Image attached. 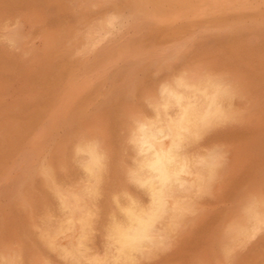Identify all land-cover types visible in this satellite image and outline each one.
<instances>
[{"label":"rangeland","instance_id":"374dc122","mask_svg":"<svg viewBox=\"0 0 264 264\" xmlns=\"http://www.w3.org/2000/svg\"><path fill=\"white\" fill-rule=\"evenodd\" d=\"M41 1L40 0H32V1L31 0H11V1L10 0H3V2H2L0 0V7H1L0 16L6 17V19H4V18L2 19L0 17V19H1L0 20V30H1L0 31V47H1L0 48V58L2 59V57H3V59H2L3 62L0 60V65H1L0 66V78H1L0 79V138H1L0 139V210H1V212H0V233L2 234V235L0 234V243H1L0 246L1 245L3 246V248L0 247V256H1L0 262H2L0 264H4L3 263L4 256L2 254V250L8 246H11V247L14 246L15 256H16L15 258H16L17 264L18 263L19 264H35V259H41V258L43 260L45 259L44 261H46V259H48V260L50 259V261L53 260L52 262H50L48 260L46 261V263L50 262L51 264L55 261H57V262H55L53 264H69V263L70 264L71 263L72 264H79V263L72 262V260L69 257V254L65 252V251H67V245H66L67 244V238L63 236L67 231H69L73 227V223H74L75 219H78L79 221H81L82 224H85L83 226L84 227L83 230L85 229L83 232L84 235L82 236L83 238L81 237V240L83 241V239H84L83 242L85 245L83 244V246H82V250H83L82 252L85 251L84 255L87 257V261H84L82 263L80 262L81 264H83V263L84 264H93V263L94 264H96V263H99V264H115V263H118V264H120L121 263L120 261H115V260L111 259L113 257L112 254H113L114 250L111 247H109L107 244H105V241H104L105 239H104L101 231L99 230L100 234H101L100 235L99 231L96 229L97 228L96 224H97V220H98V216H99L98 215L99 214L98 209H97L98 207H96L97 206L96 203H94L92 201L93 199L91 197H90V199H91L90 200L88 195L81 188H79V189L75 188L79 184L77 185V184H75V182L72 181L73 177H72L71 173L69 176L70 181L67 185L68 186L67 187L68 188L67 198H68L69 205L64 209H58L56 211H51V208H50L51 205L48 204L47 202L43 201L42 195H43V188L44 187H42V185H41V181H40L41 177H39L36 174V170H37L38 166L45 165V164H50L53 167L54 166L58 167L60 162L65 157H67L69 155V154H67L69 152V144L73 140V138H75L76 135H78L79 133L89 131V132L95 133L96 135L101 134V132H102V134L98 135V136L101 138V140L103 142L102 145L104 144L103 147L105 149L109 148V149H107V151L109 150L110 153H112V152L117 153L115 155L116 160L113 163L114 168L113 167H111V168H112V170L114 169L113 172L118 173L120 170L119 166L122 165V162H120V160H119V159H121L120 158L121 156H119L120 155L119 152L121 149L119 147L122 145V143H124L123 141H125V139L121 137L123 135V130H122L123 128H121V126H120L121 121H122L121 117H123V119L126 118V116H128L130 114V112H133L131 110H134V112H136V110L138 111V109L140 108L143 101L146 98H149L152 95L151 94L152 92H153V96H154L157 92V91L156 92L154 91V88H157L161 84L158 81L161 80V82H162V79L165 78V74H166V78H171L172 76H176L179 72L183 71V69L186 70V68L188 71H193V70H198V69H207V70L219 72V73L225 75L226 77H228V79H230V80H233V77L235 76L234 82L237 86V90L239 92V95L236 97V99H234V102H235L237 111L240 112V113H238V116H240V117H238L235 120L223 121L222 123L217 124L214 127H212L215 129L216 126L221 125L220 127H217L218 129L217 128L215 129V131H217V132H215L214 129L209 128V130L205 131L204 134H202L203 137L201 136L199 138V141H198L199 146L197 145L198 148L196 147L195 153L198 157L199 156L200 157L196 158V163L200 166L199 160L201 159V157H203V153H205V151L207 152L210 150H215L221 157V163H220L221 167L223 165L224 166L221 168L219 165V167L221 168L220 170H222V171H220L218 168L216 175L210 181H207L208 183L205 180L206 178L205 177L202 178L201 177L202 174L200 172L198 173V176L200 178L197 176L198 177L197 180L201 184V190L202 191H200V192H203V193H199V195L196 196L195 198L202 196L203 199L199 200L197 198L198 199L197 200L194 198V208L191 212L192 213L194 212L193 215L195 214L194 217L196 219L193 218V219H190V220H192L191 222L189 221V218L192 216L191 212H190V214L188 213L184 216H181V218H179L175 221H174V219H172L171 220L172 222H171V224L169 223V225L172 228L175 226L173 228L174 230L170 227V229H172V231L169 229V232L167 233L168 235L170 234V236L172 238L171 239L170 236H168L166 234L167 231L164 229L162 230V225H163V227L168 225L167 224L168 218L166 219V217H163L164 219H161L160 223H158V225H159L158 229L159 230L157 229L154 232L156 236L159 233L162 234V235L159 234L156 237L157 238L156 244H155L156 248L153 249L154 248L153 247L151 250L152 252L149 250V251H144L143 253H141L140 257L137 260L138 262H136L135 264H215V262H219L218 264H220V263L221 264H225V263L227 264V262H228V264H241V263L242 264H250V263L264 264V227L260 228V230L258 229L257 230L258 232L255 231L254 234L252 233L251 234L252 236L249 235L247 237L241 238L242 240L238 239L234 243L235 244V245H233L234 247L232 246V248L229 250L226 249L227 242H228V229H229V227H231V225L235 224L237 218L241 217V214L242 215L244 214V207L246 206V203L250 202L255 197L257 198V197L264 196V193H263L264 192V164H262V163H264V148H263L264 147L263 146L264 145V130H263L264 129V122H263L264 121V31H263V29H264V15H263V13H264V4H263L264 0H259V1L258 0H252L253 2L251 0H243V1L242 0H211V2H210V0H201V1L200 0H188V1L187 0H184V1L176 0L175 6L177 5V7L173 6L171 9L172 12L170 11L171 13H168V14L165 13L167 11L165 10L166 5H164V4L163 5L161 4L159 6L160 9L156 10L153 7L155 5V4H153L154 0H146L145 5H144V2L139 1V6L141 4V7H139L135 3V1L133 2V0H98V1H96V0H86V1L85 0H78V1L75 0L74 1L73 0L76 6L74 5L73 2H71L72 0H69V1L68 0L67 1L66 0H49L48 1L49 6L47 5V0H45V1L41 0ZM61 1H62V3H59ZM82 1H84V2L82 3ZM104 1H106V2H104ZM112 1L115 3H111ZM195 1L198 3H196ZM221 1L222 2L224 1V2L222 3ZM43 2H45V3H43ZM50 2L54 5H51ZM64 2H65V4H64ZM67 2H68V4H67ZM69 2L72 3L70 6H69V4H70ZM131 2H133V3H131ZM218 2L220 4H217ZM228 2H230V3H228ZM234 2H235V4H234ZM5 3H7V4L10 3L11 5L10 4L9 5L11 7L12 6L13 7L11 8L9 5H7ZM84 3L85 4L87 3V4L85 5ZM96 3H98V4H96ZM129 3H130V5H129ZM182 3H184V4H182ZM187 3H188V6H187ZM190 3H191V5H190ZM213 3L216 6H214ZM245 3H247V4H245ZM28 4H29V8L27 9ZM80 4L83 6V8L85 10L82 8V6ZM99 4L101 5V7H99L100 6ZM114 4H115V7H114ZM196 4H197V6H196ZM237 4H239V5H237ZM32 5H33V7H31ZM78 5H80L81 7H79ZM97 5H99V6H97ZM142 5H144V6H142ZM192 5H193V7L196 6V7H194L196 9L192 8ZM211 5H213V6H211ZM5 6H6V8H5ZM54 6H55V8H54ZM104 6H106V7H104ZM116 6H119L118 9L121 10L123 17L121 18L119 23L115 24L112 28H110L109 32H107L106 34H101L100 32H97V30H96L91 35V38L90 37H80L79 39H80L82 44L81 43L79 44V42H80L79 40H78L79 42L75 40V36H77V35L81 36L84 34V32L87 33L90 30L97 29L101 19L103 17H105L106 15H108L112 12H115L117 9ZM128 6H129V8H128ZM14 7H15V10H17V11L14 10ZM69 7H71V9ZM95 7H96V9H95ZM108 7H110V8H108ZM185 7H187V8H185ZM86 8H88L87 11H86ZM112 8H113V10H112ZM127 8H128V10H127L128 12H126ZM142 8H143V10H142ZM178 8L182 9V11L180 9L177 10ZM189 8H190V10H189ZM243 8H245V9H243ZM64 9H65V11H64ZM78 9H79V11H77ZM94 9H95V11H94ZM99 9H100V11H98ZM231 9H234L236 12L232 11ZM18 10L21 12V16L19 15L20 12H18ZM66 10H67V12H66ZM71 10H74L75 12L71 11ZM147 10L149 11V13H146V12H148ZM163 10H164V14H163ZM175 10H177V11H175ZM4 11H5V13H4ZM12 11L15 14L14 16L17 15V17L13 16V13H11ZM106 11H108V12H106ZM161 11H162V15L160 16ZM184 11H185V13H184ZM222 12H223V15H222ZM249 12L251 14H249ZM2 13H3V15H2ZM253 13L256 14L257 17ZM259 13H262V14H259ZM6 14L10 15V19L8 18V15H6ZM75 14L76 15L78 14V15L76 16ZM131 14H133V15H131ZM208 14H209V16H208ZM231 14H232V16H231ZM58 15H60V16H58ZM86 15H89L90 17H88V18L84 17ZM135 15H136V17H135ZM139 15H141V16H139ZM215 15L221 16V17L216 18ZM69 16H70V18H69ZM71 16H76V18L71 17ZM81 16H82V18H81ZM138 16H139V18H138ZM207 16L209 17V19ZM22 17H24V18H22ZM97 17H99V18H97ZM200 17H202V19ZM205 17H207L206 18L207 20L203 19ZM231 17H232V19H231ZM241 17H244V18L242 19ZM259 17H260V19H259ZM78 18L82 22L77 20ZM85 18L88 22L86 20H83ZM95 18H97L98 20ZM134 18H135V20H134ZM148 18L150 20H152L151 22L153 24L149 21ZM198 18H200V19H198ZM56 19H59V20H57L59 22H57ZM71 19L73 20V24L71 22ZM74 19H76V21ZM92 19H94V20H92ZM144 19H146V20H144ZM155 19H157V22ZM170 19H172V20L170 21ZM213 19H215L214 20L215 22L213 21ZM244 19H245V21H244ZM131 20H134V21H131ZM177 20H180V21H177ZM190 20H192V21L190 22ZM196 20H204V21H203V23H201L202 21H196ZM210 20H212V22ZM254 20H257V21H254ZM153 21H155V22H153ZM183 21H184L185 25L183 24ZM187 21H189L190 23ZM205 21H206V23H205ZM208 21H210V22H208ZM262 21H263V23H262ZM64 22H65V24H64ZM74 22L76 23V25H74ZM143 22H146V24ZM171 22H173V23H171ZM239 22H241L240 23L241 25L235 26L236 24H239ZM248 22H250L252 24H250ZM138 23L140 25H138ZM156 23L159 24L161 26V28ZM179 23H180V25H179ZM197 23L200 25H198ZM219 23H221V24H219ZM222 23L224 26L222 25ZM242 23H244V24H242ZM259 23L263 27L262 26L258 27ZM63 24L65 27L62 26ZM122 24H123V26H121ZM125 24H127V25L125 26ZM162 24H163V26H162ZM177 24H178V26H176ZM253 24L254 25L256 24V25L254 26ZM19 25H21L20 26L21 29L18 28ZM81 25H84V26H81ZM151 25H153V26L151 27ZM246 25H250V26L253 25V26L250 27V26H246ZM5 26H6V30H5ZM116 26H118V27H116ZM124 26H125V28H123ZM164 26H165V28L162 29V27H164ZM187 26L188 27L191 26V29L187 28ZM168 27H169V29H168ZM230 27L233 29L231 30ZM253 27H256V28H253ZM65 28H66V30H65ZM85 28H87V29H85ZM142 28H144V29L147 28L149 31L151 29L153 34H151V31L149 32V31H147V29L144 30ZM155 28L156 29L160 28L161 30L157 29L158 30L157 31ZM227 28H228V30H231V31H228ZM22 29H23V31H22ZM115 29H116V32L114 31ZM177 29L181 30V31L179 33H177L176 32ZM193 29H195V30H193ZM260 29H262V30H260ZM168 30H169V32H168ZM139 31H140V33H139ZM161 31H164V32L161 33ZM172 31H174V32H172ZM215 31H217V32H215ZM243 31H246V32H243ZM24 32H26V33H24ZM67 32H69V33H67ZM158 32H160L159 36H158V34H159ZM193 32H195V34H193ZM210 32H214L216 34L212 33V34H214V35H212V34H210ZM19 34H20V38L22 39V41H20L21 39L18 38ZM74 34H76V35H74ZM178 34H180V35H178ZM186 34H188V35L186 36ZM198 34H199V36H198ZM192 35L194 36V38ZM225 35H228V36L225 37ZM140 36L142 37V39ZM163 36H164V38H162ZM190 36H191V38H190ZM157 37H160V38H157ZM103 39H104V41H102ZM129 40H130V42H128ZM188 40L190 43H188ZM67 41H68V43H67ZM85 41L87 43H85ZM77 42L79 45L77 44ZM98 42H99V44H98ZM141 42H142V44H141ZM153 42H154V44L152 45ZM20 43H21V45H18ZM126 43H127V45H126ZM129 43H131L132 45H130ZM63 44L65 46H68V47L64 48ZM116 44H117V46H116ZM118 44H119V47H118ZM155 44H156V46H154ZM113 45H115L116 48H115V46L113 48ZM138 45H140L143 49L140 46L138 47ZM151 45L155 48L153 49V47ZM185 45H187V46H185ZM104 47H106L107 50H104V49H106ZM184 47H186V48H184ZM86 48H88V50H85ZM101 48H103V49H101ZM147 48H148V50L150 49L149 52L147 51ZM55 49H57V50H55ZM109 49H111L112 52H110L111 50L108 51ZM116 49H118V50H116ZM124 49H125V51H124ZM135 49H136V51H135ZM176 49H177V51H176ZM30 50L33 52L31 53ZM178 50H181V51H178ZM202 50L204 53L202 52ZM182 51H183V53H182ZM79 52H82V53H79ZM89 52H90V54H88ZM98 52H100L101 54ZM104 52L106 53V55L104 54ZM134 52H135L136 56L134 55V59L132 58L130 60V58L132 57L130 54L133 55ZM172 52H174L173 55H172ZM199 52L201 53V55ZM93 53H94V55H93ZM96 53L99 54L100 56H102L101 57L102 59H100V56H98ZM109 53H113V54H109ZM128 53H129L130 57H129ZM251 53H252V55H250ZM52 54H53V56H52ZM91 54H92V56H90ZM103 54L105 56H103ZM125 54H126V56H125ZM137 54H138V56H137ZM152 54H155V55L153 56ZM163 54H166V55H163ZM39 55H40V57H39ZM85 55H88V56L86 57ZM111 55H113V56H111ZM118 55H119V57H118ZM168 55H169V57H168ZM196 55L198 57H196ZM48 56H49V58H48ZM106 56H108V57H106ZM115 56L118 58H121V59L120 60L118 59L119 60L118 61ZM127 56L129 58H127ZM29 57H31V58H29ZM84 57H86L89 60H87ZM114 57H115V59H113ZM148 57H150V59ZM151 57L152 58L154 57V58L152 59ZM161 57H162V59H161ZM171 57L173 59H171ZM195 57L197 58V60ZM146 58H148V59H146ZM200 58H202L201 61H200ZM204 58H206V59H204ZM246 58L248 60H246ZM93 59H94V61L92 62V65H91V61ZM112 59L114 60V62H111ZM5 60L7 62H5V64H4ZM95 60L96 61L99 60V61L96 62ZM115 60H116V62H115ZM146 60L148 62H146ZM165 60H166V62H165ZM221 60H223L224 63ZM100 61L101 62L103 61L102 66H101ZM105 61H106V63H105ZM122 61H124V63H121ZM142 61H143V63H142ZM157 61H159V62H157ZM190 61L191 62L194 61L195 63L194 62L190 63ZM202 61H205V62H202ZM225 61H226V63H225ZM208 62L212 63L213 66L215 65L213 68L216 67L217 70H214L211 67V64L209 65ZM229 62H230V64H228ZM97 63H99V64H97ZM151 63L153 65H151ZM171 63H172V65H171ZM196 63H198L199 65ZM205 63H206V65H204ZM26 64H28V65H26ZM219 64L220 65L225 64V65L220 67ZM36 65H38L37 68H36ZM94 65H96V66H94ZM133 65H135V66H133ZM182 65H184V66H182ZM200 65H202V66H200ZM233 65H234V67L235 66H237V67L232 68ZM243 65H245V66H243ZM131 66H133V69L131 68ZM144 66H145V68H144ZM229 66L230 67L232 66V67L230 68ZM218 67H220V68H218ZM226 67H228L226 72L228 73V71H229V74H227L223 70V69L226 70ZM238 67H240V69ZM31 68H34V69H31ZM39 68H40V71H38ZM142 68H144V69H142ZM237 68H238V70H237ZM87 69H89V70H87ZM91 69L93 70V72ZM15 70H17L16 71L17 74L15 73ZM76 70L81 74L76 72ZM143 70L146 71V73ZM130 71H131V73H130ZM147 71H149L150 73ZM230 71H232V72H230ZM90 72H91V74H90ZM164 72H165V74H164ZM50 73H51V75H50ZM55 73L58 75H56ZM59 73H61V74H59ZM231 73L234 76L231 77V75H232ZM39 74H41L40 77H42V78L38 77ZM88 74H90V75L87 76ZM112 74H115V75H112ZM236 74H239L238 75L239 77L237 76L238 78L236 77ZM91 75L93 77H91ZM149 75H150V79L148 78ZM153 75L155 78L153 77ZM168 75H169V77H168ZM240 75L242 77H240ZM62 76H63V79L66 77L64 79V81L62 79ZM55 77H56V79H55ZM110 77H111V80H110ZM127 77H129V78H127ZM152 77H153V79H152ZM159 77H162V78L160 79ZM18 78H20L19 79L20 81L18 80ZM22 78H24V79H22ZM113 78H115V79H113ZM140 78H141V80H140ZM145 78H147V79H145ZM126 79H128L129 81ZM144 79H145V81H144ZM236 79H240V80H238L239 82H237ZM22 80H24V81L22 82ZM38 80H39V82H38ZM55 80H57L58 82L57 81L55 82ZM125 80H126V83H125ZM153 80L155 82V85L153 84L154 83ZM156 80H158V81L156 82ZM67 81L71 82V83H68ZM148 81H150V82H148ZM25 82H27V85H25ZM30 82H31V84H30ZM62 82L63 83L65 82V83L63 84ZM75 82L77 84L81 83L80 84L81 86L75 84ZM240 82H242V84H240ZM72 83H74L75 85ZM118 83L122 84V85H119ZM138 83H139V85H138ZM22 84L24 85V87ZM152 84L154 85L153 87H151ZM237 84H240L239 86H241V87H239ZM18 85H19V89H18ZM30 85H32V87ZM42 85H43V87H42ZM57 85H59V86H57ZM64 85H65V87H64ZM149 85H150V89L148 88ZM139 86L141 88H139ZM143 87H145L147 89V92H146V89H143ZM24 88H26V89H24ZM63 88L65 90H63ZM74 89H76L75 92H72V91H74ZM148 89L150 90V93H149ZM115 90H117V91H115ZM241 90H242V93H241ZM28 91L30 92V94H28L29 93ZM18 92L19 93L21 92V93L19 94ZM26 92H27L28 96L30 95L29 96L30 98L27 96ZM63 92H65V93L63 94ZM86 92L89 95H87ZM126 92L129 93V95ZM66 93H67V95H66ZM113 93L117 94V95H114ZM131 93H132V95H131ZM144 93H146V94H144ZM240 93L243 95H240ZM84 94H86V96ZM244 95H246V96L244 97ZM92 96L93 97L95 96L94 97L95 100H94V98L92 99ZM143 96H144V98H143ZM55 97H56V99H55ZM62 97L64 98V100ZM106 97H109V99H107ZM37 98L40 99V101ZM119 98H123V99H119ZM133 98H135V100H136L135 102H134ZM84 99L86 101L83 102ZM101 99L102 100L106 99V100L102 102ZM118 99L120 100V103H119ZM124 99L126 102H124ZM126 99H128V100H126ZM68 100H70V101H68ZM107 100H109V103ZM17 101L19 103H17ZM93 101H95V102H93ZM14 102H15V104H14ZM32 102L34 104H32ZM79 102H81V103L86 102V103L83 106V104H81ZM113 102L114 103L116 102L115 105L112 104ZM3 103H4V105H3ZM100 103H101V106H100ZM7 104H9V105H7ZM59 104L60 105L62 104V106H60L61 108H58ZM70 104H72V105H70ZM90 104L93 105V106H91V108L89 106ZM106 104H107V106H106ZM108 104H110V106ZM119 104H121L122 107ZM128 104H130V107H128L129 106ZM25 105H26V108L24 107ZM123 105L124 106L127 105V106L123 107ZM12 106H14L15 108ZM56 106H57V109H59V110H57L56 108L53 109V107H56ZM64 106H65V108H64ZM108 106H109V108H107ZM114 107L118 108L119 114H118V112H116L117 108H114ZM20 108H23L25 111L23 109H20ZM43 108H45V110H41ZM62 108L64 110H62ZM121 108H122V110H119ZM6 109L7 110L9 109V111H7ZM14 109H16V110H14ZM248 109H250V110H248ZM51 110H52V113H51ZM97 111H98V113L99 112L101 113V114L99 113L100 116L97 113ZM28 112H29V114H28ZM66 112H68V113H66ZM121 112L124 115L121 114ZM54 113H55V115H54ZM125 113H126V116H125ZM243 113H244V115H242ZM92 114L94 116L97 114V116L100 117L101 119L100 118L96 119V118H98L96 116H95L96 118H94V116ZM117 114L120 115L121 117L118 116ZM50 116H52L51 117L52 119L49 118ZM48 118H49V121L47 120ZM62 118H63V120H62ZM8 119H9V121H8ZM50 119L53 121H51V123L48 124L50 122ZM114 119H115V121H114ZM67 120H69V121H67ZM98 120H100V121H98ZM31 121H32L33 125H31ZM58 121H60L61 123ZM43 122H44V124H43ZM247 122H248V124H247ZM5 123H6V125H5ZM19 123H20V125H19L20 129L17 125ZM21 123H22V125H21ZM53 123H55V124H53ZM223 123H225V124H223ZM8 125H10V126H8ZM12 125H13V127L16 125L17 129H14L15 127L12 128ZM41 125H43V126H41ZM223 125H224V127H222ZM240 125H242V126H240ZM25 127H27V129ZM30 127H33V128H30ZM41 127H43V128H41ZM54 127H56V128H54ZM99 128H101V129H99ZM219 128H221V130H219ZM2 129H4V130L2 131ZM45 129L47 131H45ZM212 130L215 133L212 132ZM14 131H16V132H14ZM10 132H11V134H10ZM50 132H51V134H50ZM16 133H18L19 136ZM73 133L75 135H73ZM119 133H120V136H119ZM212 135H214V137ZM47 136H49V139L47 138ZM70 136H72L73 138ZM257 136H259V137H257ZM11 137H12V139H11ZM32 137L33 138L35 137L36 139L38 137H40L39 138L40 140L39 139L36 140L35 138H34L35 139L34 140ZM62 137H63V139H62ZM46 139H48V142H50V143H48ZM213 139H216V141ZM120 140L122 142H119ZM104 141H105V143H104ZM211 141L214 143L212 144ZM219 141L224 146H222ZM25 142H26V144H25ZM31 142H32V144H31ZM51 142H52V144H51ZM106 142H108V143H106ZM209 142H210V144H209ZM46 143H47V145H46ZM61 143L64 145H62ZM215 143H217V144H215ZM105 144L109 147H107ZM204 145L208 146L209 148H207L206 146H205L206 147L205 148ZM214 145L216 147L214 149H212ZM217 145H218V148H217ZM219 145L221 147H219ZM41 146H43V147H41ZM4 147H5V149H4ZM31 147H34V148H31ZM57 147H58V150H57ZM257 147H258V150H257ZM18 148H19V150H18ZM21 148H23V149L21 150ZM38 148H41V149H38ZM53 148H54V150L56 149V151H54ZM201 148L204 149V151H202ZM232 148H234V149H232ZM42 149H43V152H42ZM37 150L39 152L41 151L42 153L41 152L39 154L37 153V156H36ZM199 151L201 153H199ZM30 152H31V155H30ZM230 152L231 153L233 152V153L230 155ZM236 152H238V153H236ZM17 154H18V156H17ZM51 154H52V156H50ZM16 157H17V159H16ZM38 157L40 159H38ZM226 157L227 158L229 157V158L227 159ZM228 161H230V162H228ZM232 161H233V163H232ZM33 162L35 163L34 164L35 166L33 165ZM118 162H120V163L118 164ZM229 164H231V166H229ZM232 165H233V168H232ZM116 166H118V167H116ZM123 166H124V164L122 165V167ZM229 167H230V169H229ZM123 168H121V169H123ZM7 170H8V172L6 173ZM31 170H32V172H31ZM262 170H263V172H262ZM218 171H220L219 175H218ZM231 171H232V173H231ZM27 173H28V175H27ZM259 173L263 174V175H259ZM222 174L224 175V177ZM25 175H26V177H24ZM241 175H242V177H241ZM227 176H229L230 178ZM260 176H261V178H260ZM221 177L224 180H221ZM256 177H258V179ZM228 178H229V181H227ZM213 179H214V181H213ZM241 179L243 182L241 181ZM116 180H117V177H116ZM218 180L221 183L220 182L218 183L217 182ZM222 181H223V183H222ZM225 181H227V183ZM23 182H24V184H23ZM228 182H230V183H228ZM257 182H258V184H257ZM203 183H205L206 185L208 184V185L206 186ZM249 183L254 185V186H252V185L250 186ZM202 185L203 186L205 185L204 187L206 189L203 188ZM247 186L250 188H248ZM256 186H257V188H256ZM214 187H215V191H214ZM244 187H247V189L246 188L244 189ZM258 188H260V190ZM15 189H17V190H15ZM203 189H204V191H203ZM255 189H257V190H255ZM248 190H249V193H247ZM79 191H81V192L79 193ZM82 191H83V193H82ZM15 192H18V193H15ZM212 192L215 194H213ZM257 192H258V194H256ZM241 193H242V195H241ZM245 193H247V194H245ZM252 193L255 194V197L253 196L254 194L252 195ZM13 194H15V195H13ZM74 194H76V195H74ZM11 195L14 196L15 198L14 197L12 198ZM203 195H205V196H203ZM260 195H262V196H260ZM10 196H11V199L9 198ZM242 196H244V197H242ZM245 196L247 197L248 200H244ZM72 197H73V200H72ZM84 198H85V200H84ZM196 200H197V202H196ZM84 201L87 204L89 203V205L84 203ZM15 202H16V204H15ZM20 202H21V205H18V204H20ZM78 202H79V204H78ZM243 202H245V203H243ZM5 203H6V205H5ZM195 203H198L197 204V205H199L198 209H197V205ZM201 203H202V205H201ZM237 203L238 204L240 203V204L238 205ZM236 205H238V207ZM87 206H89V207L87 208ZM91 207L92 208L94 207L93 209H95V210H93ZM90 209H92V210H90ZM196 209L198 211L200 210V212L201 211L202 212L201 213L196 212L197 211ZM94 211H96L97 213ZM238 212L240 214H238ZM94 213H96V215ZM196 213L198 215L200 214L199 217ZM229 213H230V215H229ZM89 214H90V216H88ZM236 215H239L240 217H238ZM4 216H6L8 218H6ZM70 216L73 218H70ZM3 217L6 219H4ZM223 218H225V220ZM3 219L6 220L7 222L4 221ZM93 220H94V222H93ZM181 220H182V222H181ZM234 220H235V222H234ZM8 221L10 223H8ZM84 221L86 223H84ZM4 222H6V223H4ZM161 222L163 223L162 225H161ZM7 223L9 224V226L5 225ZM189 223H191V224H189ZM24 224L26 225V227L24 226ZM65 224H67V226ZM183 224H185V225H183ZM186 224H189L191 226L188 227L189 225H186ZM227 225H229V226H227ZM5 226H6V228H9L11 231L5 229ZM86 226H88V227L86 228ZM179 226H181V228ZM184 226H185V228H184ZM1 227H3L2 230H1ZM92 227H94V228H92ZM88 228L91 230V233H90V230ZM177 228H179L178 235L182 233L179 236L177 235V230H176ZM182 228H184L183 229V230H185L184 232H181ZM160 229L162 232L160 231ZM6 230L8 232H10L9 233L10 236L7 235L8 232H5ZM16 230H17V232H16ZM87 231L90 233V235H88L89 233ZM5 233H7V234H5ZM172 234H173V236H172ZM222 234H224V235L222 236ZM85 235H87L90 238L86 239L85 237H87V236H85ZM217 235H219V236H217ZM253 235H254V237H253ZM100 236H102V238ZM165 236H168V237H165ZM224 236H226V238ZM255 236H257V238ZM159 237H161V238H159ZM162 237H164V238H162ZM262 237H263V239H262ZM222 238H223V240H222ZM2 239H3V241H1ZM91 239H92V241H90ZM176 239L178 240V242ZM218 239L220 241L219 244L216 242V240H218ZM246 240H248L247 243H246ZM11 241H13V242H11ZM14 241L17 244H15ZM22 241H24V242H22ZM159 242H161L162 244ZM10 243H12V244H10ZM62 243L65 245L64 247H63ZM91 243H92V245H91ZM100 243H102V244H100ZM158 243H159V246H158ZM214 243L215 244L217 243V245H215ZM26 244H27V246H26ZM221 244H222V246L220 248L219 246ZM100 245L102 248L100 247ZM168 245H169V247H168ZM213 245H214V247H213ZM160 246H161V248H159ZM223 246H225V247H223ZM16 247L19 250H17ZM32 247H33V249H32ZM240 247H241V249L242 248L243 249L241 250ZM62 248L65 250H63ZM217 248L218 249L220 248L219 250H221V251L223 250L222 251V253L224 252L223 255L221 254V251L219 252V250H216ZM39 249H40V251H39ZM58 249H60V250H58ZM166 249H167V252H166ZM90 250H93L94 253L90 252ZM99 250H101V253ZM20 251L24 252L23 253L24 255ZM106 251H108L109 254ZM214 251H217V252H214ZM225 251H226V253H225ZM250 252H251V254H250ZM20 253L22 254L21 257H20V255H21ZM29 253L31 254L32 257L29 255ZM153 254H154V256H152ZM213 254H215V255H213ZM35 255H36V257H35ZM60 256L63 258L61 259ZM143 256H144V258H142ZM217 256H220V257H218L219 258L218 260H217ZM227 256H229V258ZM94 258H96V259H94ZM104 258L106 261H104ZM214 258H215V260H213ZM220 258H222L224 260L221 259V261H220ZM144 259H146V260H144ZM227 259H229V260H227ZM29 260L33 263H31ZM67 260L69 262L65 263V261H67ZM222 261H224V262L226 261V262L224 263Z\"/></svg>","mask_w":264,"mask_h":264},{"label":"bare ground","instance_id":"6f19581e","mask_svg":"<svg viewBox=\"0 0 264 264\" xmlns=\"http://www.w3.org/2000/svg\"><path fill=\"white\" fill-rule=\"evenodd\" d=\"M2 2H3V0H1ZM11 1V0H10ZM32 1V0H31ZM41 1V0H40ZM45 1V0H44ZM48 1L49 0H47V5H48ZM67 1V0H66ZM69 1V0H68ZM75 1V0H74ZM74 1L72 0L71 2H73L74 3ZM76 1H78V0H76ZM86 1V0H85ZM96 1H98V0H96ZM95 1V2H96ZM135 1V3L139 6V1H141V2H144V5L146 4L145 2H146V0L144 1V0H133V2ZM181 1H184V0H181ZM188 1V0H187ZM186 1V2H187ZM201 1V0H200ZM243 1V0H242ZM252 1V0H251ZM250 1V2H251ZM259 1V0H258ZM5 2V1H4ZM37 2V1H36ZM42 2V1H41ZM71 2H69L70 4H69V6L72 4ZM84 1H82V3H83ZM93 2V1H92ZM104 2H106V1H104ZM133 2H131V3H133ZM150 2V1H149ZM178 2V1H177ZM196 2V1H195ZM210 2H211V0H210ZM222 2V1H221ZM224 2V1H223ZM222 2V3H223ZM253 2V1H252ZM261 2V1H260ZM259 2V3H260ZM12 3V2H11ZM17 3V2H16ZM43 3H45V2H43ZM51 3V2H50ZM56 3V2H55ZM59 3H62V1L61 2H59ZM81 3V2H80ZM81 3V4H82ZM99 3V2H98ZM98 3H96V4H98ZM109 3V2H108ZM111 3H115V2H111ZM148 3V2H147ZM175 3H176V0H154L153 1V4H155L153 7L156 9V10H158V9H160L159 8V6L162 4H164V5H166V11L167 12H165L166 14H168V13H171L172 11H171V9H172V7L173 6H175ZM194 3V2H193ZM192 3V4H193ZM196 3H198V2H196ZM227 3V2H226ZM228 3H230V2H228ZM238 3V2H237ZM249 3V2H248ZM5 4H7V3H5ZM10 3H8L7 5H9ZM30 4V3H29ZM29 4H28V7H27V9L29 8ZM64 4H65V2H64ZM67 4H68V2H67ZM80 4V5H81ZM85 4V3H84ZM83 4V5H84ZM87 4V3H86ZM85 4V5H86ZM101 4V3H100ZM99 4V5H100ZM152 4V3H151ZM182 4H184V3H182ZM181 4V5H182ZM200 4V3H199ZM217 4H220L219 2L217 3ZM234 4H235V2H234ZM245 4H247V3H245ZM244 4V5H245ZM250 4V3H249ZM257 4V3H256ZM264 4V3H263ZM11 5V4H10ZM9 5V6H10ZM21 5V4H20ZM19 5V6H20ZM36 5V4H35ZM51 5H54V4H52L51 3ZM59 5V4H58ZM74 5H75V3H74ZM80 5H78L79 7H81ZM99 5H97V6H99ZM129 5H130V3H129ZM144 5H142V6H144ZM190 5H191V3H190ZM213 5H214V3H213ZM213 5H211V6H213ZM237 5H239V4H237ZM18 6V5H17ZM37 6V5H36ZM49 6V5H48ZM64 6V5H63ZM68 6V5H67ZM76 6V5H75ZM74 6V7H75ZM107 6V5H106ZM106 6H104V7H106ZM137 6V7H138ZM187 6H188V3H187ZM196 6H197V4H196ZM196 6H194V7H196ZM214 6H216V5H214ZM251 6V5H250ZM261 6V5H260ZM11 7V6H10ZM13 7V6H12ZM11 7V8H12ZM31 7H33V5L31 6ZM30 7V8H31ZM61 7V6H60ZM59 7V8H60ZM99 7H101V5L99 6ZM103 7V6H102ZM114 7H115V4H114ZM117 7V9H116V11L115 12H112V13H110V14H108V15H106L105 17H103L102 19H101V21H100V23H99V25H98V27H97V29H95V30H90V31H88L87 33H85L84 32V34L83 35H77V36H75V40L76 41H80V37H90L91 38V35L97 30V32H100L101 34H106L107 32H109V30H110V28H112L115 24H117V23H119L120 22V20H121V18L123 17V14H122V12H121V10L120 9H118V7L119 6H116ZM139 7H141V4H140V6ZM175 7H177V5L175 6ZM182 7V6H181ZM193 7V5H192V8H194ZM230 7V6H229ZM244 7V6H243ZM252 7V6H251ZM262 7V6H261ZM5 8H6V6H5ZM8 8V7H7ZM54 8H55V6H54ZM64 8V7H63ZM70 9H71V7H69ZM68 8V9H69ZM73 8V7H72ZM77 8V7H76ZM82 8H83V6H82ZM98 8V7H97ZM108 8H110V7H108ZM128 8H129V6H128ZM128 8L126 9V12H128L127 10H128ZM185 8H187V7H185ZM191 8V9H192ZM253 8V7H252ZM0 9H1V7H0ZM3 9V8H2ZM22 9V8H21ZM26 9V8H25ZM66 9V8H65ZM65 9H64V11H65ZM84 9V8H83ZM95 9H96V7H95ZM95 9H94V11H95ZM101 9V8H100ZM100 9L98 10V11H100ZM140 9V8H139ZM138 9V10H139ZM180 8H178L177 10H179ZM184 9V8H183ZM194 9H196V8H194ZM211 9V8H210ZM237 9V8H236ZM243 9H245V8H243ZM13 10V9H12ZM14 10H15V7H14ZM20 10V9H19ZM18 10V12H20ZM58 10V9H57ZM56 10V11H57ZM63 10V9H62ZM75 10V9H74ZM74 10H71V11H74ZM85 10V9H84ZM88 10V8H86V11ZM105 10V9H104ZM110 10V9H109ZM108 10V11H109ZM112 10H113V8H112ZM142 10H143V8H142ZM150 10V9H149ZM152 10V9H151ZM177 10H175V11H177ZM181 11H182V9H180ZM189 10H190V8H189ZM212 10V9H211ZM232 11H235L234 9H231ZM7 11V10H6ZM11 11V10H10ZM15 11H17V10H15ZM76 11V10H75ZM74 11V12H75ZM77 11H79V9L77 10ZM81 11V10H80ZM83 11V10H82ZM103 11V10H102ZM108 11H106V12H108ZM148 11V10H147ZM160 11V10H159ZM171 11V12H170ZM245 11V10H244ZM8 12V11H7ZM66 12H67V10H66ZM93 12V11H92ZM136 12V11H135ZM134 12V13H135ZM138 12V11H137ZM144 12V11H143ZM155 12V11H154ZM207 12V11H206ZM236 12V11H235ZM252 12V11H251ZM4 13H5V11H4ZM11 13H13V11L11 12ZM24 13V12H23ZM72 13V12H71ZM70 13V14H71ZM90 13V12H89ZM133 13V12H132ZM140 13V12H139ZM145 13V12H144ZM146 13H149V11L148 12H146ZM184 13H185V11H184ZM242 13V12H241ZM244 13V12H243ZM247 13V12H246ZM258 13V12H257ZM17 14V13H16ZM59 14V13H58ZM62 14V13H61ZM88 14V13H87ZM157 14V13H156ZM155 14V15H156ZM160 14V13H159ZM163 14H164V10H163ZM182 14V13H181ZM194 14V13H193ZM199 14V13H198ZM206 14V13H205ZM220 14V13H219ZM249 14H251L250 12H249ZM254 14V13H253ZM259 14H262V13H259ZM258 14V15H259ZM2 15H3V13H2ZM6 15H8V14H6ZM15 14L13 13V16H14ZM20 16H21V12H20V14H19ZM64 15V14H63ZM74 15V14H73ZM76 15V14H75ZM78 15V14H77ZM76 15V16H77ZM94 15V14H93ZM131 15H133V14H131ZM138 15V14H137ZM162 15V11H161V14H160V16ZM191 15V14H190ZM197 15V14H196ZM222 15H223V12H222ZM255 16H256V14H254ZM263 15H264V13H263ZM58 16H60V15H58ZM76 16H71V17H75L76 18ZM100 16V15H99ZM139 16H141V15H139ZM139 16H138V18H139ZM208 16H209V14H208ZM207 16V17H208ZM216 16V15H215ZM214 16V17H215ZM231 16H232V14H231ZM238 16V15H237ZM1 17V16H0ZM14 17H17V15L16 16H14ZM64 17V16H63ZM84 17H90L89 15H86V16H84ZM135 17H136V15H135ZM151 17V16H150ZM197 17V16H196ZM207 17H205V18H203V19H205V20H207L206 18ZM213 17V18H214ZM218 17H221V16H216V18H218ZM229 17V16H228ZM251 17V16H250ZM257 17V16H256ZM2 19L4 18V19H6V17H1ZM8 18L10 19V15H8ZM20 18V17H19ZM22 18H24V17H22ZM59 18V17H58ZM69 18H70V16H69ZM81 18H82V16H81ZM97 18H99V17H97ZM97 18H95V19H97ZM147 18V17H146ZM174 18V17H173ZM201 19H202V17H200ZM200 18H198V19H200ZM212 18V17H211ZM210 18V19H211ZM242 19L244 18V17H241ZM60 19V18H59ZM59 19H56V21L57 20H59ZM142 19V18H141ZM149 19V18H148ZM147 19V20H148ZM197 19V18H196ZM208 19H209V17H208ZM231 19H232V17H231ZM239 19V18H238ZM256 19V18H255ZM259 19H260V17H259ZM1 20V19H0ZM15 20V19H14ZM22 20V19H21ZM75 21H76V19H74ZM77 20H79L80 21V19L78 18ZM82 20V19H81ZM83 20H86V18L85 19H83ZM92 20H94V19H92ZM98 20V19H97ZM134 20H135V18H134ZM134 20H131V21H134ZM144 20H146V19H144ZM143 20V21H144ZM154 20V19H153ZM156 20V22H157V19H155ZM172 19H170V21H171ZM183 20V19H182ZM181 20V21H182ZM185 20V19H184ZM215 19H213V21H214ZM234 20V19H233ZM237 20V19H236ZM258 20V19H257ZM257 20H254V21H257ZM4 21V20H3ZM87 21V20H86ZM140 21V20H139ZM142 21V20H141ZM149 21L151 22L152 20H150L149 19ZM177 21H180V20H177ZM192 20H190V22H191ZM196 21H202L201 23H203V21L204 20H196ZM211 22H212V20H210ZM210 21H208V22H210ZM227 21V20H226ZM225 21V22H226ZM243 21V20H242ZM244 21H245V19H244ZM248 21V20H247ZM260 21V20H259ZM22 22V21H21ZM24 22V21H23ZM57 22H59V21H57ZM71 22H72V24H73V20L71 19ZM80 22H82V21H80ZM79 22V23H80ZM88 22V21H87ZM94 22V21H93ZM153 22H155V21H153ZM187 22H189V21H187ZM189 22V23H190ZM195 22V21H194ZM207 22V23H208ZM215 22V21H214ZM224 22V21H223ZM228 22V21H227ZM6 23V22H5ZM85 23V22H84ZM95 23V22H94ZM143 23H145L146 24V22H143ZM152 23V22H151ZM159 23V22H158ZM171 23H173V22H171ZM178 23V22H177ZM205 23H206V21H205ZM230 23V22H229ZM241 22H239V24H236L235 26H237V25H241L240 24ZM247 23V22H246ZM245 23V24H246ZM248 23H250V22H248ZM262 23H263V21H262ZM22 24V23H21ZM61 24V23H60ZM64 24H65V22H64ZM64 24L62 25L63 27H65L64 26ZM71 24V23H70ZM69 24V25H70ZM153 24V23H152ZM157 24V23H156ZM160 24V23H159ZM159 24H157V25H159ZM183 24H184V21H183ZM198 24V23H197ZM196 24V25H197ZM218 24V23H217ZM219 24H221V23H219ZM242 24H244V23H242ZM250 24H252V23H250ZM23 25V24H22ZM59 25V24H58ZM74 25H76V23L74 22ZM85 25V24H84ZM84 25H81V26H84ZM94 25V24H93ZM127 24H125V26H126ZM131 25V24H130ZM138 25H140L139 23H138ZM148 25V24H147ZM146 25V26H147ZM166 25V24H165ZM179 25H180V23H179ZM185 25V24H184ZM195 25V26H196ZM198 25H200V24H198ZM202 25V24H201ZM222 25H223V23H222ZM221 25V26H222ZM227 25V24H226ZM254 25V24H253ZM253 25H251V26H253ZM256 25V24H255ZM254 25V26H255ZM258 25V24H257ZM21 25H19V27L18 28H20L21 29V27H20ZM61 26V25H60ZM61 26V27H62ZM72 26V25H71ZM90 26V25H89ZM121 26H123V24L121 25ZM125 26L123 27V28H125ZM145 26V25H144ZM153 25H151V27H152ZM160 26V25H159ZM162 26H163V24H162ZM176 26H178V24L176 25ZM182 26V25H181ZM192 26V25H191ZM191 26L190 27H188L187 26V28H189V29H191ZM194 26V25H193ZM224 26V25H223ZM222 26V27H223ZM246 26H250V25H246ZM250 26V27H251ZM260 26H262V25H260V23H259V26L258 27H260ZM59 27V26H58ZM116 27H118V26H116ZM115 27V28H116ZM138 27V26H137ZM171 27V26H170ZM174 27V26H173ZM172 27V28H173ZM180 27V26H179ZM178 27V28H179ZM198 27V26H197ZM196 27V28H197ZM216 27V26H215ZM232 27V26H231ZM230 27V28H231ZM234 27V26H233ZM240 27V26H239ZM257 27V26H256ZM256 27H253V28H256ZM263 27V26H262ZM3 28V27H2ZM79 28V27H78ZM88 28V27H87ZM87 28H85V29H87ZM160 28H161V26H160ZM160 28H157V29H160ZM165 28V26L164 27H162V29H164ZM171 28V29H172ZM177 28V27H176ZM199 28V27H198ZM84 29V28H83ZM117 29V28H116ZM116 29L114 30L115 32H116ZM134 29V28H133ZM142 29H144V28H142ZM147 29V28H146ZM146 29H144V30H146ZM156 29V28H155ZM156 29V30H157ZM168 29H169V27H168ZM233 28H231V30H232ZM235 29V28H234ZM238 29V28H237ZM263 29V28H262ZM262 29H260V30H262ZM3 30V29H2ZM5 30H6V26H5ZM9 30V29H8ZM7 30V31H8ZM65 30H66V28H65ZM75 30V29H74ZM141 30V29H140ZM143 30V31H144ZM161 30V29H160ZM166 30V29H165ZM186 30V29H185ZM193 30H195V29H193ZM227 30H228V28H227ZM231 30H228V31H231ZM239 30V29H238ZM1 31V30H0ZM22 31H23V29H22ZM77 31V30H76ZM113 31V32H114ZM147 31H149L148 29H147ZM150 31H151V29H150ZM149 31V32H150ZM158 31V30H157ZM181 30H176V32L177 33H179ZM263 31H264V29H263ZM3 32V31H2ZM6 32V31H5ZM75 32V31H74ZM162 32H164V31H161V33ZM168 32H169V30H168ZM172 32H174V31H172ZM175 32V33H176ZM201 32V31H200ZM215 32H217V31H215ZM225 32V31H224ZM227 32V31H226ZM240 32V31H239ZM243 32H246V31H243ZM255 32V31H254ZM24 33H26V32H24ZM67 33H69V32H67ZM83 33V32H82ZM139 33H140V31H139ZM142 33V32H141ZM144 33V32H143ZM155 33V32H154ZM159 34H158V36L160 35V32H158ZM171 33V32H170ZM197 33V32H196ZM212 33H214V32H210V34H212ZM4 34V33H3ZM6 34V33H5ZM78 34V33H77ZM114 34V33H113ZM148 34V33H147ZM150 34V33H149ZM151 34H153V32L151 31ZM190 34V33H189ZM193 34H195V32H193ZM200 34V33H199ZM199 34H198V36H199ZM209 34V35H210ZM214 34H216V33H214ZM214 34H212V35H214ZM229 34V33H228ZM29 35V34H28ZM68 35V34H67ZM74 35H76V34H74ZM99 35V34H98ZM109 35V34H108ZM107 35V36H108ZM178 35H180V34H178ZM177 35V36H178ZM188 34H186V36H187ZM191 35V34H190ZM208 35V34H207ZM63 36V35H62ZM110 36V35H109ZM165 36V35H164ZM164 36L162 37V38H164ZM176 36V35H175ZM174 36V37H175ZM193 36V35H192ZM201 36V35H200ZM226 36H228V35H225V37ZM97 37V36H96ZM141 37V36H140ZM139 37V38H140ZM146 37V36H145ZM221 37V36H220ZM224 37V36H223ZM18 38H20V34H19V37ZM94 38V37H93ZM138 38V39H139ZM157 38H160V37H157ZM190 38H191V36H190ZM193 38H194V36H193ZM208 38V37H207ZM2 39V38H1ZM21 39V38H20ZM27 39V38H26ZM67 39V38H66ZM137 39V40H138ZM141 39H142V37H141ZM140 39V40H141ZM209 39V38H208ZM72 40V39H71ZM70 40V41H71ZM139 40V41H140ZM193 40V39H192ZM200 40V39H199ZM210 40V39H209ZM224 40V39H223ZM7 41V40H6ZM20 41H22V39L20 40ZM24 41V40H23ZM60 41V40H59ZM69 41V42H70ZM78 41V42H79ZM87 41V40H86ZM85 41V43H87ZM102 41H104V39L102 40ZM126 41V40H125ZM156 41V40H155ZM154 41V42H155ZM78 42H77V44H78ZM94 42V41H93ZM92 42V43H93ZM128 42H130V40L128 41ZM134 42V41H133ZM132 42V43H133ZM154 42L152 43V45L154 44ZM14 43V42H13ZM23 43V42H22ZM67 43H68V41H67ZM71 43V42H70ZM75 43V42H74ZM81 43V41L79 42V44ZM101 43V42H100ZM187 43V42H186ZM188 43H190L189 42V40H188ZM51 44V43H50ZM49 44V45H50ZM65 44V43H64ZM63 44V45H64ZM78 44V45H79ZM82 44V43H81ZM98 44H99V42H98ZM122 44V43H121ZM130 45H132L131 43H129ZM137 44V43H136ZM141 44H142V42H141ZM18 45H21V43L20 44H18ZM71 45V44H70ZM97 45V44H96ZM101 45V44H100ZM99 45V46H100ZM126 45H127V43H126ZM135 45V44H134ZM151 45V46H152ZM2 46V45H1ZM74 46V45H73ZM82 46V45H81ZM95 46V45H94ZM114 46L115 45H113V48H114ZM116 46H117V44H116ZM116 46H115V48H116ZM122 46V45H121ZM140 45H138V47H139ZM154 46H156V44L154 45ZM181 46V45H180ZM185 46H187V45H185ZM45 47V46H44ZM66 47H68V46H65L64 45V48H66ZM72 47V46H71ZM83 47V46H82ZM118 47H119V44H118ZM117 47V48H118ZM125 47V46H124ZM136 47V46H135ZM137 47V48H138ZM141 47V46H140ZM148 47V46H147ZM153 47V46H152ZM182 47V46H181ZM1 48V47H0ZM75 48V47H74ZM104 48H106V47H104ZM110 48V47H109ZM112 48V49H113ZM142 48V47H141ZM155 47H153V49H154ZM160 48V47H159ZM167 48V47H166ZM184 48H186V47H184ZM40 49V48H39ZM44 49V48H43ZM47 49V48H46ZM79 49V48H78ZM77 49V50H78ZM101 49H103V48H101ZM131 49V48H130ZM140 49V48H139ZM143 49V48H142ZM152 49V50H153ZM171 49V48H170ZM181 49V48H180ZM55 50H57V49H55ZM69 50V49H68ZM85 50H88V48H86ZM104 50H107V48L106 49H104ZM111 49H109L108 51H110ZM115 50V49H114ZM116 50H118V49H116ZM129 50V49H128ZM150 50V49H149ZM149 50H148V48H147V51L149 52ZM158 50V49H157ZM156 50V51H157ZM173 50V49H172ZM182 50V49H181ZM181 50H178V51H181ZM185 50V49H184ZM183 50V51H184ZM42 51V50H41ZM79 51V50H78ZM92 51V50H91ZM98 51V50H97ZM96 51V52H97ZM121 51V50H120ZM124 51H125V49H124ZM135 51H136V49H135ZM138 51V50H137ZM146 51V50H145ZM171 51V50H170ZM175 51V50H174ZM176 51H177V49H176ZM183 51H182V53H183ZM30 52L32 53L33 51H31L30 50ZM74 52V51H73ZM110 52H112V50L110 51ZM130 52V51H129ZM142 52V51H141ZM162 52V51H161ZM201 52V51H200ZM199 52V53H200ZM202 52H203V50H202ZM29 53V52H28ZM37 53V52H36ZM55 53V52H54ZM58 53V52H57ZM77 53V52H76ZM79 53H82V52H79ZM78 53V54H79ZM95 53V52H94ZM94 53H93V55H94ZM98 53H100V52H98ZM103 53V52H102ZM126 53V52H125ZM156 53V52H155ZM173 53L174 52H172V55H173ZM198 53V54H199ZM204 53V52H203ZM233 53V52H232ZM47 54V53H46ZM50 54V53H49ZM59 54V53H58ZM74 54V53H73ZM72 54V55H73ZM88 54H90V52L88 53ZM97 54V53H96ZM101 54V53H100ZM104 54L106 55V53L104 52ZM103 54V56H105ZM109 54H113V53H109ZM115 54V53H114ZM123 54V53H122ZM158 54V53H157ZM38 55V54H37ZM98 56H100L99 54H97ZM128 55H129V53H128ZM132 57L130 58V60L133 58L134 59V55H135V52H134V54L132 55V54H130ZM130 55H129V57H130ZM153 56L155 55V54H152ZM151 55V56H152ZM162 55V54H161ZM163 55H166V54H163ZM175 55V54H174ZM200 55H201V53H200ZM199 55V56H200ZM249 55V54H248ZM250 55H252V53L250 54ZM249 55V56H250ZM45 56V55H44ZM52 56H53V54H52ZM86 57L88 56V55H85ZM90 56H92V54L90 55ZM111 56H113V55H111ZM125 56H126V54H125ZM136 56V55H135ZM137 56H138V54H137ZM149 56V55H148ZM254 56V55H253ZM39 57H40V55H39ZM86 57H84V58H86ZM102 56H100V59H102L101 58ZM106 57H108V56H106ZM110 57V56H109ZM116 57V56H115ZM115 57L113 58V59H115ZM118 57H119V55H118ZM118 57H116L117 58V60L119 59H121V58H118ZM121 57V56H120ZM128 56H127V58H129ZM160 57V56H159ZM163 57V56H162ZM162 57H161V59H162ZM168 57H169V55H168ZM184 57V56H183ZM196 57H198L197 55H196ZM195 57V58H196ZM201 57V56H200ZM204 57V56H203ZM208 57V56H207ZM206 57V58H207ZM248 57V56H247ZM251 57V56H250ZM29 58H31V57H29ZM48 58H49V56H48ZM54 58V57H53ZM59 58V57H58ZM80 58V57H79ZM90 58V57H89ZM126 58V59H127ZM140 58V57H139ZM149 59H150V57H148ZM148 58H146V59H148ZM152 58V57H151ZM154 58V57H153ZM152 58V59H153ZM157 58V57H156ZM166 58V57H165ZM179 58V57H178ZM194 58V57H193ZM206 58H204V59H206ZM252 58V57H251ZM2 59H3V57H2ZM1 58H0V60L3 62V60H2ZM5 59V58H4ZM38 59V58H37ZM87 59V58H86ZM91 59V58H90ZM99 59V58H98ZM110 59V58H109ZM108 59V60H109ZM112 59V61L111 62H114V60ZM124 59V58H123ZM171 59H173L172 57H171ZM182 59V58H181ZM185 59V58H184ZM201 59L202 58H200V61H201ZM253 59V58H252ZM32 60V59H31ZM30 60V61H31ZM35 60V59H34ZM33 60V61H34ZM87 60H89V59H87ZM104 60V59H103ZM111 60V59H110ZM109 60V61H110ZM118 60V61H119ZM167 60V59H166ZM166 60H165V62H166ZM192 60V59H191ZM196 60H197V58H196ZM237 60V59H236ZM235 60V61H236ZM246 60H248L247 58H246ZM251 60V59H250ZM91 61V60H90ZM94 61V59L91 61V65H92V62ZM96 61V60H95ZM99 60H97L96 62H98ZM154 61V60H153ZM182 61V60H181ZM207 61V60H206ZM222 62H223V60H221ZM233 61V60H232ZM5 62H7L6 60L4 61V64H5ZM11 62V61H10ZM36 62V61H35ZM43 62V61H42ZM101 62V61H100ZM115 62H116V60H115ZM145 62V61H144ZM146 62H148L147 60H146ZM155 62V61H154ZM157 62H159V61H157ZM163 62V61H162ZM161 62V63H162ZM187 62V61H186ZM192 62H194V61H192ZM191 61H190V63H192ZM198 62V61H197ZM202 62H205V61H202ZM238 62V61H237ZM29 63V62H28ZM33 63V62H32ZM64 63V62H63ZM82 63V62H81ZM95 63V62H94ZM105 63H106V61H105ZM109 63V62H108ZM121 63H124V61H122ZM140 63V62H139ZM142 63H143V61H142ZM195 63V62H194ZM209 63V65L211 64V67L213 68L214 66L212 65V63H210V62H208ZM224 63V62H223ZM225 63H226V61H225ZM2 64V63H1ZM31 64V63H30ZM89 64V63H88ZM97 64H99V63H97ZM150 64V63H149ZM155 64V63H154ZM196 64H198V63H196ZM195 64V65H196ZM228 64H230V62L228 63ZM3 65V64H2ZM24 65V64H23ZM22 65V66H23ZM26 65H28V64H26ZM51 65V64H50ZM81 65V64H80ZM79 65V66H80ZM103 65V61L101 62V66ZM132 65V64H131ZM148 65V64H147ZM151 65H153L152 63H151ZM171 65H172V63H171ZM199 65V64H198ZM204 65H206V63L204 64ZM208 65V64H207ZM208 65V66H209ZM220 65V64H219ZM223 65H225V64H222V65H220V67H222ZM1 66V65H0ZM21 66V67H22ZM37 66L38 65H36V68H37ZM48 66V65H47ZM55 66V65H54ZM67 66V65H66ZM84 66V65H83ZM94 66H96V65H94ZM100 66V67H101ZM133 66H135V65H133ZM133 66H131V68L133 69ZM146 66V65H145ZM145 66H144V68H145ZM149 66V65H148ZM182 66H184V65H182ZM200 66H202V65H200ZM228 66V65H227ZM243 66H245V65H243ZM27 67V66H26ZM45 67V66H44ZM92 67V66H91ZM98 67V66H97ZM96 67V68H97ZM195 67V66H194ZM205 67V66H204ZM220 67H218V68H220ZM225 67V66H224ZM223 67V68H224ZM230 67V66H229ZM232 67V66H231ZM230 67V68H231ZM237 66H235L234 67V65H233V67L232 68H236ZM11 68V67H10ZM30 68V67H29ZM35 68V67H34ZM34 68H31V69H34ZM42 68V67H41ZM55 68V67H54ZM93 68V67H92ZM99 68V67H98ZM144 68H142V69H144ZM169 68V67H168ZM189 68V67H188ZM207 68V67H206ZM216 68V67H215ZM215 68H213L214 70H217V68L215 69ZM222 68V69H223ZM227 68L228 67H226V70L225 69H223L225 72L227 71ZM239 69H240V67H238ZM238 68H237V70H238ZM6 69V68H5ZM12 69V68H11ZM30 69V70H31ZM44 69V68H43ZM94 69V68H93ZM247 69V68H246ZM28 70V69H27ZM51 70V69H50ZM64 70V69H63ZM87 70H89V69H87ZM92 70V69H91ZM90 70V71H91ZM124 70V69H123ZM131 70V69H130ZM166 70V69H165ZM186 70H187V68H186ZM186 70H184L183 69V71H181V72H179L176 76H172L171 78H166V74H165V72H164V74H165V78L164 79H162V82H161V80L160 81H158V80H156V82L158 81V82H160L161 84L157 87V88H154V91L156 92V94L153 96V92L151 93L152 95V97L150 96L149 98H146L144 101H143V103L141 104V106H140V108L138 109V111L136 110V112H134V110H131V111H133V112H130V114L128 115V116H126V113H125V116H126V118H124L123 119V117H121L120 115H118L119 114V112H118V108L117 107H114V108H117L116 110V112H118V116H120L122 119V121H121V128H123L122 130H123V135L121 136L122 138H124L125 139V141H123L124 143H122V145L119 147L121 150H120V152H119V156H121L120 158L121 159H119L120 160V162H122V165L124 164V168L122 167V165L121 166H119L120 167V170H119V172L118 173H115V172H113L114 171V169L112 170V168L111 167H113V163H114V161L116 160V157H115V155L117 154L116 152H112V153H110V151L108 150L107 151V149H109V148H107V149H105L104 147H103V145H102V140H101V138L98 136V135H101L102 134V132H101V134H98V135H96L95 133H93V132H89V131H85V132H82V133H79L78 135H76V137L75 138H73L72 136H70V137H72L73 138V140L70 142V144H69V152L67 153V154H69L67 157H65L61 162H60V164L58 165V167H56V166H52V165H50V164H45V165H40V166H38V168H37V170H36V174L39 176V177H41V185H42V187H44L43 188V195H42V198H43V201H45V202H47L48 204H50L51 206H50V208H51V211H56V210H58V209H64V208H66L68 205H69V202H68V198H67V191H68V183H69V176H70V173H71V175H72V177H73V179H72V181L73 182H75V184H79L78 186H76L75 188L76 189H79V188H81L87 195H88V197H89V199H90V197L93 199L92 201L94 202V203H96V207H98L97 209H98V220H97V224H96V226H97V230L99 231H101V233H102V235H103V237H104V241H105V244H107L109 247H111L113 250H114V252H113V254H112V258L111 259H113V260H115V261H120L122 264H135L136 262H138L137 260H138V258L140 257V255H141V253H143L144 251H151L152 250V248L153 249H155L156 247H155V244H156V237L159 235V234H161V233H159L157 236L155 235V230H157L158 228H159V225H158V223H160V221H161V219H164L163 217H166V219L168 220V222H167V224L168 225H166V226H164L163 227V223L161 222V225H162V230L164 229V230H166L167 232H166V234L169 232V229H170V225H169V223L171 224V220L172 219H174V221L175 220H177V219H179V218H181V216H184V215H186V214H190V212L193 210V208H194V198L196 197V196H198L199 195V193H203V192H200V191H202L201 190V184L198 182V173L200 172L202 175H201V177L203 178V177H205L206 179V182L207 181H210L215 175H216V172H217V170H218V168H219V170L224 166H222L221 167V165H220V163H221V157H220V155L215 151V150H210V151H205V153H203V157H201V159L199 160L200 161V166L196 163V158L198 157L197 155H196V153H195V149H196V147H197V145H198V141H199V138L202 136V134H204V132L205 131H207V130H209V128L211 129L212 127H214L215 125H217V124H220V123H222L223 121H226V120H235V119H237L238 117H240V116H238V113H240V112H238L237 111V108H236V105H235V102H234V99H236V97L239 95V92H238V90H237V86H236V84H235V82H234V75L232 74L231 75V77L232 76H234L233 77V80H230V79H228V77H226L225 75H223V74H221V73H219V72H215V71H211V70H207V69H198V70H193V71H186ZM219 70V69H218ZM236 70V69H235ZM236 70V71H237ZM16 71L17 70H15V73H16ZM38 71H40V68L38 69ZM45 71V70H44ZM61 71V70H60ZM66 71V70H65ZM96 71V70H95ZM133 71V70H132ZM144 71V70H143ZM151 71V70H150ZM164 71V70H163ZM244 71V70H243ZM51 72V71H50ZM75 72V71H74ZM73 72V73H74ZM76 72H78L77 70H76ZM92 72H93V70H92ZM138 72V71H137ZM145 73H146V71H144ZM147 72H149V71H147ZM230 72H232V71H230ZM42 73V72H41ZM47 73V72H46ZM79 73V72H78ZM130 73H131V71H130ZM144 73V74H145ZM150 73V72H149ZM152 73V72H151ZM227 73V72H226ZM17 74V73H16ZM33 74V73H32ZM48 74V73H47ZM56 74V73H55ZM59 74H61V73H59ZM79 74H81V73H79ZM90 74H91V72H90ZM90 74H88L87 76H89ZM98 74V73H97ZM118 74V73H117ZM120 74V73H119ZM127 74V73H126ZM143 74V73H142ZM161 74V73H160ZM163 74V73H162ZM227 74H229V71H228V73ZM235 74V73H234ZM24 75V74H23ZM50 75H51V73H50ZM49 75V76H50ZM56 75H58V74H56ZM66 75V74H65ZM93 75V74H92ZM91 75V77H93ZM100 75V74H99ZM112 75H115V74H112ZM131 75V74H130ZM129 75V76H130ZM173 75V74H172ZM239 74H236V77L238 76ZM20 76V75H19ZM26 76V75H25ZM41 76V74H39L38 75V77H40ZM53 76V75H52ZM70 76V75H69ZM77 76V75H76ZM79 76V75H78ZM144 76V75H143ZM164 76V75H163ZM90 77V78H91ZM106 77V76H105ZM115 77V76H114ZM126 77V76H125ZM153 77H154V75H153ZM153 77H152V79H153ZM168 77H169V75H168ZM239 77V76H238ZM237 77V78H238ZM240 77H242L241 75H240ZM30 78V77H29ZM40 78H42V77H40ZM66 78V77H65ZM64 78V79H65ZM87 78V77H86ZM89 78V77H88ZM116 78V77H115ZM115 78H113V79H115ZM127 78H129V77H127ZM149 79H150V75H149V77H148ZM155 78V77H154ZM160 79L162 78V77H159ZM1 79V78H0ZM20 78H18V80H19ZM22 79H24V78H22ZM33 79V78H32ZM38 79V78H37ZM36 79V80H37ZM55 79H56V77H55ZM62 79H63V76H62ZM64 79H63V81H64ZM71 79V78H70ZM76 79V78H75ZM105 79V78H104ZM131 79V78H130ZM145 79H147V78H145ZM145 79H144V81H145ZM242 79V78H241ZM26 80V79H25ZM35 80V81H36ZM69 80V79H68ZM108 80V79H107ZM110 80H111V77H110ZM126 80H128V79H126ZM126 80H125V83H126ZM133 80V79H132ZM140 80H141V78H140ZM164 80V81H163ZM237 80V82H239L238 80H240V79H236ZM20 81V80H19ZM24 80H22V82H23ZM57 80H55V82H56ZM71 81V80H70ZM75 81V80H74ZM79 81V80H78ZM77 81V82H78ZM129 81V80H128ZM138 81V80H137ZM152 81V80H151ZM243 81V80H242ZM21 82V83H22ZM38 82H39V80H38ZM42 82V81H41ZM54 82V83H55ZM58 82V81H57ZM68 82V81H67ZM73 82V81H72ZM143 82V81H142ZM147 82V81H146ZM148 82H150V81H148ZM153 82H154V80H153ZM60 83V82H59ZM63 83V82H62ZM65 83V82H64ZM63 83V84H64ZM68 83H71V82H68ZM121 83V82H120ZM137 83V82H136ZM141 83V82H140ZM30 84H31V82H30ZM72 84H74V83H72ZM71 84V85H72ZM75 84H77L76 82H75ZM74 84V85H75ZM81 83H79V84H77V85H80ZM112 84V83H111ZM119 84V83H118ZM128 84V83H127ZM130 84V83H129ZM144 84V83H143ZM154 85H155V82L153 83ZM152 84V86L151 87H153L154 85ZM159 84V83H158ZM240 84H242V82H240ZM240 84H237L238 86L240 85ZM20 85V84H19ZM19 85H18V89H19ZM23 85V84H22ZM25 85H27V82H25ZM33 85V84H32ZM32 85H30L31 87H32ZM35 85V84H34ZM39 85V84H38ZM54 85V84H53ZM61 85V84H60ZM69 85V84H68ZM70 85V86H71ZM119 85H122V84H119ZM138 85H139V83H138ZM145 85V84H144ZM244 85V84H243ZM21 86V85H20ZM57 86H59V85H57ZM81 86V85H80ZM113 86V85H112ZM117 86V85H116ZM131 86V85H130ZM148 86V85H147ZM23 87H24V85H23ZM41 87V86H40ZM42 87H43V85H42ZM64 87H65V85H64ZM68 87V86H67ZM120 87V86H119ZM132 87V86H131ZM239 87H241V86H239ZM238 87V88H239ZM70 88V87H69ZM74 88V87H73ZM111 88V87H110ZM124 88V87H123ZM139 88H141L140 86H139ZM149 89H150V85H149V87H148ZM247 88V87H246ZM17 89V90H18ZM24 89H26V88H24ZM118 89V88H117ZM137 89V88H136ZM143 89H146L145 87H143ZM148 89V91H149V93H150V90ZM245 89V88H244ZM35 90V89H34ZM37 90V89H36ZM41 90V89H40ZM51 90V89H50ZM60 90V89H59ZM63 90H65L64 88H63ZM67 90V89H66ZM73 90V89H72ZM71 90V91H72ZM75 90L76 89H74V91H72V92H75ZM132 90V89H131ZM246 90V89H245ZM248 90V89H247ZM20 91V90H19ZM25 91V90H24ZM27 91V90H26ZM53 91V90H52ZM68 91V90H67ZM78 91V90H77ZM115 91H117V90H115ZM128 91V90H127ZM130 91V90H129ZM136 91V90H135ZM134 91V92H135ZM140 91V90H139ZM29 92V91H28ZM47 92V91H46ZM57 92V91H56ZM79 92V91H78ZM95 92V91H94ZM103 92V91H102ZM132 92V91H131ZM146 92H147V89H146ZM247 92V91H246ZM19 93V92H18ZM21 93V92H20ZM19 93V94H20ZM23 93V92H22ZM37 93V92H36ZM54 93V92H53ZM59 93V92H58ZM65 92H63V94H64ZM87 93V92H86ZM99 93V92H98ZM127 93V92H126ZM136 93V92H135ZM241 93H242V90H241ZM240 93V95H243V94H241ZM26 94H27V92H26ZM28 94H30V92L28 93ZM28 94H27V96H28ZM51 94V93H50ZM80 94V93H79ZM114 94V93H113ZM128 95H129V93H127ZM144 94H146V93H144ZM38 95V94H37ZM66 95H67V93H66ZM77 95V94H76ZM75 95V96H76ZM85 96H86V94H84ZM87 95H89L88 93H87ZM114 95H117V94H114ZM119 95V94H118ZM131 95H132V93H131ZM134 95V94H133ZM139 95V94H138ZM148 95V94H147ZM26 96V97H27ZM30 96V95H29ZM28 96V97H29ZM47 96V95H46ZM53 96V95H52ZM51 96V97H52ZM65 96V95H64ZM63 96V97H64ZM79 96V95H78ZM97 96V95H96ZM103 96V95H102ZM127 96V95H126ZM246 95H244V97H245ZM27 97V98H28ZM33 97V96H32ZM50 97V96H49ZM60 97V96H59ZM62 97V98H63ZM70 97V96H69ZM72 97V96H71ZM77 97V96H76ZM95 97V96H94ZM93 96H92V99L94 98ZM115 97V96H114ZM122 97V96H121ZM243 97V98H244ZM30 98V97H29ZM61 98V99H62ZM91 98V97H90ZM89 98V99H90ZM104 98V97H103ZM107 99H109V97H106ZM124 98V97H123ZM123 98H119V99H123ZM143 98H144V96H143ZM247 98V97H246ZM26 99V98H25ZM24 99V100H25ZM38 99V98H37ZM55 99H56V97H55ZM118 99V100H119ZM134 99V102L136 101L135 100V98H133ZM137 99V98H136ZM19 100V99H18ZM35 100V99H34ZM39 101H40V99H38ZM63 100H64V98H63ZM94 100H95V98H94ZM102 100V99H101ZM106 99H104V100H102V102L103 101H105ZM111 100V99H110ZM126 100H128V99H126ZM241 100V99H240ZM22 101V100H21ZM20 101V102H21ZM66 101V100H65ZM68 101H70V100H68ZM84 101H86L85 99L83 100V102ZM108 101V103H109V100H107ZM115 101V100H114ZM122 101V100H121ZM130 101V100H129ZM139 101V100H138ZM137 101V102H138ZM245 101V100H244ZM28 102V101H27ZM89 102V101H88ZM93 102H95V101H93ZM118 102V101H117ZM123 102V101H122ZM121 102V103H122ZM124 102H126L125 101V99H124ZM123 102V103H124ZM6 103V102H5ZM17 103H19L18 101H17ZM62 103V102H61ZM67 103V102H66ZM76 103V102H75ZM79 103H81V102H79ZM86 103V102H85ZM85 103H81V104H83V106H84V104ZM116 103V102H115ZM115 103L113 102L112 104H114L115 105ZM119 103H120V100H119ZM243 103V102H242ZM13 104V103H12ZM14 104H15V102H14ZM28 104V103H27ZM32 104H34L33 102H32ZM125 104V103H124ZM131 104V103H130ZM130 104H128L129 106L128 107H130ZM135 104V103H134ZM3 105H4V103H3ZM7 105H9V104H7ZM64 105V104H63ZM67 105V104H66ZM70 105H72V104H70ZM88 105V104H87ZM96 105V104H95ZM98 105V104H97ZM103 105V104H102ZM105 105V104H104ZM109 106H110V104H108ZM113 105V106H114ZM120 106H121V104H119ZM136 105V104H135ZM134 105V106H135ZM139 105V104H138ZM15 106V105H14ZM14 106H12V107H14ZM17 106V105H16ZM20 106V105H19ZM30 106V105H29ZM60 106H62V104L60 105L59 104V106H58V108H61ZM90 106V108H91V106H93V105H89ZM100 106H101V103H100ZM106 106H107V104H106ZM109 106L107 107V108H109ZM112 106V105H111ZM127 105H123V107H126ZM243 106V105H242ZM11 107V108H12ZM18 107V106H17ZM25 108H26V105L24 106ZM33 107V106H32ZM95 107V106H94ZM122 107V106H121ZM139 107V106H138ZM244 107V106H243ZM2 108V107H1ZM15 108V107H14ZM54 108H56L57 109V106L56 107H53V109ZM64 108H65V106H64ZM68 108V107H67ZM70 108V107H69ZM105 108V107H104ZM113 108V107H112ZM133 108V107H132ZM136 108V107H135ZM240 108V107H239ZM13 109V108H12ZM18 109V108H17ZM20 109H23V108H20ZM125 109V108H124ZM4 110V109H3ZM7 110V109H6ZM14 110H16V109H14ZM19 110V109H18ZM24 110V109H23ZM41 110H45V108H43V109H41ZM57 110H59V109H57ZM62 110H64L63 108H62ZM67 110V109H66ZM73 110V109H72ZM111 110V109H110ZM119 110H122V108L121 109H119ZM248 110H250V109H248ZM7 111H9V109L7 110ZM25 111V110H24ZM34 111V110H33ZM95 111V110H94ZM125 111V110H124ZM127 111V110H126ZM30 112V111H29ZM29 112H28V114H29ZM35 112V111H34ZM245 112V111H244ZM33 113V112H32ZM46 113V112H45ZM51 113H52V110H51ZM62 113V112H61ZM66 113H68V112H66ZM65 113V114H66ZM97 113H98V111H97ZM100 113V112H99ZM98 113V114H99ZM31 114V113H30ZM49 114V113H48ZM60 114V113H59ZM84 114V113H83ZM91 114V113H90ZM101 114V113H100ZM100 114H99V116H100ZM112 114V113H111ZM121 114H123L122 112H121ZM250 114V113H249ZM27 115V114H26ZM54 115H55V113H54ZM67 115V114H66ZM93 115V114H92ZM124 115V114H123ZM242 115H244V113L242 114ZM3 116V115H2ZM94 116V115H93ZM96 117H98L97 116V114L95 115ZM94 116V118H96ZM109 116V115H108ZM107 116V117H108ZM111 116V115H110ZM124 116V117H125ZM262 116V115H261ZM47 117V116H46ZM52 116H50L49 118H51ZM57 117V116H56ZM102 117V116H101ZM30 118V117H29ZM49 118L47 119L48 121H49ZM59 118V117H58ZM100 117H98V118H96V119H99ZM110 118V117H109ZM116 118V117H115ZM245 118V117H244ZM46 119V118H45ZM52 119V118H51ZM50 119V122L48 123V124H50L51 123V121H53V120H51ZM101 119V118H100ZM105 119V118H104ZM242 119V118H241ZM30 120V119H29ZM62 120H63V118H62ZM108 120V119H107ZM246 120V119H245ZM8 121H9V119H8ZM12 121V120H11ZM28 121V120H27ZM33 121V120H32ZM32 121H31V125H33L32 124ZM39 121V120H38ZM55 121V120H54ZM66 121V120H65ZM67 121H69V120H67ZM98 121H100V120H98ZM114 121H115V119H114ZM120 121V120H119ZM241 121V120H240ZM14 122V121H13ZM12 122V123H13ZM16 122V121H15ZM29 122V121H28ZM45 122V121H44ZM44 122H43V124H44ZM58 122H60V121H58ZM63 122V121H62ZM264 122V121H263ZM61 123V122H60ZM109 123V122H108ZM120 123V122H119ZM25 124V123H24ZM53 124H55V123H53ZM58 124V123H57ZM223 124H225V123H223ZM229 124V123H228ZM232 124V123H231ZM243 124V123H242ZM247 124H248V122H247ZM4 125V124H3ZM5 125H6V123H5ZM18 125V127H19V129H20V123L19 124H17ZM21 125H22V123H21ZM35 125V124H34ZM39 125V124H38ZM111 125V124H110ZM246 125V124H245ZM2 126V125H1ZM8 126H10V125H8ZM27 126V125H26ZM41 126H43V125H41ZM221 126V125H220ZM220 126H216V128L217 127H220ZM240 126H242V125H240ZM15 127V128H14ZM13 127V125H12V128H14V129H17V126L15 125ZM22 127V126H21ZM110 127V126H109ZM222 127H224V125L222 126ZM226 127V126H225ZM3 128V127H2ZM26 129H27V127H25ZM30 128H33V127H30ZM41 128H43V127H41ZM54 128H56V127H54ZM107 128V127H106ZM215 128V129H216ZM77 129V128H76ZM92 129V128H91ZM99 129H101V128H99ZM212 129H214V128H212ZM215 129H214V131H215ZM218 129V128H217ZM263 129V128H262ZM4 129H2V131H3ZM10 130V129H9ZM13 130V129H12ZM36 130V129H35ZM39 130V129H38ZM87 130V129H86ZM121 130V129H120ZM219 130H221V128H219ZM218 130V131H219ZM264 130V129H263ZM18 131V130H17ZM41 131V130H40ZM45 131H47L46 129H45ZM50 131V130H49ZM48 131V132H49ZM56 131V130H55ZM65 131V130H64ZM73 131V130H72ZM84 131V130H83ZM108 131V130H107ZM106 131V132H107ZM213 130H212V132H214ZM260 131V130H259ZM14 132H16V131H14ZM35 132V131H34ZM63 132V131H62ZM120 132V131H119ZM215 132H217V131H215ZM214 132V133H215ZM3 133V132H2ZM19 133V132H18ZM18 133H16L18 136H19V134ZM45 133V132H44ZM47 133V132H46ZM64 133V132H63ZM67 133V132H66ZM8 134V133H7ZM10 134H11V132H10ZM30 134V133H29ZM50 134H51V132H50ZM58 134V133H57ZM56 134V135H57ZM109 134V133H108ZM210 134V133H209ZM33 135V134H32ZM44 135V134H43ZM49 135V134H48ZM54 135V134H53ZM52 135V136H53ZM63 135V134H62ZM72 135V134H71ZM73 135H75L74 133H73ZM110 135V134H109ZM206 135V134H205ZM14 136V135H13ZM16 136V135H15ZM23 136V135H22ZM61 136V135H60ZM59 136V137H60ZM119 136H120V133H119ZM207 136V135H206ZM213 137H214V135H212ZM217 136V135H216ZM203 137V136H202ZM257 137H259V136H257ZM30 138V137H29ZM33 138V137H32ZM35 138V137H34ZM33 138V139H34ZM40 137H38L37 139H39ZM46 138V137H45ZM47 138L49 139V136H47ZM1 139V138H0ZM11 139H12V137H11ZM17 139V138H16ZM36 139V138H35ZM34 139V140H35ZM36 139V140H37ZM48 139H46L47 140V142H48ZM55 139V138H54ZM57 139V138H56ZM62 139H63V137H62ZM68 139V138H67ZM209 139V138H208ZM207 139V140H208ZM28 140V139H27ZM40 140V139H39ZM38 140V141H39ZM61 140V139H60ZM65 140V139H64ZM69 140V139H68ZM111 140V139H110ZM204 140V139H203ZM210 140V139H209ZM213 140H215L216 141V139H213ZM13 141V140H12ZM17 141V140H16ZM26 141V140H25ZM37 141V142H38ZM50 141V140H49ZM53 141V140H52ZM202 141V140H201ZM19 142V141H18ZM45 142V141H44ZM57 142V141H56ZM67 142V141H66ZM110 142V141H109ZM119 142H122L121 140L119 141ZM212 142V141H211ZM218 142V141H217ZM220 142V141H219ZM256 142V141H255ZM15 143V142H14ZM48 143H50V142H48ZM104 143H105V141H104ZM106 143H108V142H106ZM206 143V142H205ZM214 142H212V144H213ZM13 144V143H12ZM24 144V143H23ZM25 144H26V142H25ZM31 144H32V142H31ZM35 144V143H34ZM33 144V145H34ZM51 144H52V142H51ZM58 144V143H57ZM62 144V143H61ZM68 144V143H67ZM111 144V143H110ZM120 144V143H119ZM209 144H210V142H209ZM215 144H217V143H215ZM220 144L222 145V146H224L221 142H220ZM255 144V143H254ZM257 144V143H256ZM10 145V144H9ZM46 145H47V143H46ZM62 145H64V144H62ZM106 145V144H105ZM263 145V144H262ZM31 146V145H30ZM44 146V145H43ZM43 146H41V147H43ZM107 146V145H106ZM199 146V145H198ZM206 145H204V147H205ZM211 146V145H210ZM264 146V145H263ZM15 147V146H14ZM21 147V146H20ZM24 147V146H23ZM107 147H109V146H107ZM207 148H209L208 146H206ZM205 147V148H206ZM216 146L214 145L213 146V148L212 149H214ZM219 147H221L220 145H219ZM7 148V147H6ZM25 148V147H24ZM28 148V147H27ZM31 148H34V147H31ZM60 148V147H59ZM63 148V147H62ZM65 148V147H64ZM198 148V147H197ZM217 148H218V145H217ZM216 148V149H217ZM264 148V147H263ZM4 149H5V147H4ZM23 148H21V150H22ZM38 149H41V148H38ZM66 149V148H65ZM64 149V150H65ZM113 149V148H112ZM111 149V150H112ZM226 149V148H225ZM232 149H234V148H232ZM13 150V149H12ZM18 150H19V148H18ZM17 150V151H18ZM50 150V149H49ZM52 150V149H51ZM53 150H54V148H53ZM57 150H58V147H57ZM201 150L202 151H204V149H202L201 148ZM206 150V149H205ZM257 150H258V147H257ZM10 151V150H9ZM45 151V150H44ZM54 151H56V149L54 150ZM234 151V150H233ZM8 152V151H7ZM6 152V153H7ZM21 152V151H20ZM19 152V153H20ZM41 152V151H40ZM38 150H37V152H36V156H37V153L39 154L40 153ZM42 152H43V149H42ZM41 152V153H42ZM22 153V152H21ZM26 153V152H25ZM49 153V152H48ZM54 153V152H53ZM199 153H201L200 151H199ZM233 153V152H232ZM231 152H230V155L232 154ZM236 153H238V152H236ZM235 153V154H236ZM4 154V153H3ZM11 154V153H10ZM23 154V153H22ZM56 154V153H55ZM229 154V153H228ZM234 154V155H235ZM30 155H31V152H30ZM29 155V156H30ZM42 155V154H41ZM17 156H18V154H17ZM26 156V155H25ZM50 156H52V154L50 155ZM49 156V157H50ZM118 156V157H119ZM40 157V156H39ZM38 157V159H40ZM200 157V156H199ZM198 157V158H199ZM30 158V157H29ZM227 158V157H226ZM229 158V157H228ZM227 158V159H228ZM16 159H17V157H16ZM26 159V158H25ZM32 159V158H31ZM230 160V159H229ZM37 161V160H36ZM10 162V161H9ZM38 162V161H37ZM120 162H118V164L120 163ZM228 162H230V161H228ZM15 163V162H14ZM232 163H233V161H232ZM231 163V164H232ZM238 163V162H237ZM9 164V163H8ZM35 163L33 162V165H34ZM231 164H229V166H231ZM262 164H264V163H262ZM219 165H220V167H219ZM242 165V164H241ZM24 166V165H23ZM35 166V165H34ZM116 167H118V166H116ZM238 167V166H237ZM243 167V166H242ZM114 168V167H113ZM121 168H123V169H121ZM232 168H233V165H232ZM228 169V168H227ZM229 169H230V167H229ZM261 169V168H260ZM9 170V169H8ZM8 170L6 171V173L8 172ZM24 170V169H23ZM225 170V169H224ZM232 170V169H231ZM22 171V170H21ZM116 171V170H115ZM220 171H222V170H220ZM220 171H218V175H219V172ZM230 171V170H229ZM31 172H32V170H31ZM117 172V171H116ZM225 172V171H224ZM262 172H263V170H262ZM223 173V172H222ZM226 173V172H225ZM228 173V172H227ZM231 173H232V171H231ZM224 174V173H223ZM222 174V175H223ZM27 175H28V173H27ZM225 175V174H224ZM224 175H223V177H224ZM259 175H263V174H260L259 173ZM115 176V177H114ZM198 176V177H197ZM24 177H26V175L24 176ZM116 177H117V180H116ZM226 177V176H225ZM227 177H229V176H227ZM241 177H242V175H241ZM200 178V177H199ZM230 178V177H229ZM229 178H228V180L227 181H229ZM238 178V177H237ZM257 179H258V177H256ZM260 178H261V176H260ZM259 178V179H260ZM219 179V178H218ZM243 179V178H242ZM242 179H241V181H242ZM216 180V179H215ZM221 180H224V179H222V177H221ZM200 181V180H199ZM213 181H214V179H213ZM227 181H225L226 183H227ZM218 183L220 182L219 180L217 181ZM243 182V181H242ZM202 183V182H201ZM208 183V182H207ZM221 183V182H220ZM222 183H223V181H222ZM228 183H230V182H228ZM23 184H24V182H23ZM38 184V183H37ZM203 184H205V183H203ZM225 184V183H224ZM250 184V183H249ZM255 184V183H254ZM257 184H258V182H257ZM206 185V184H205ZM204 185V186H205ZM208 185V184H207ZM206 185V186H207ZM223 185V184H222ZM228 185V184H227ZM252 184H250V186H251ZM256 185V184H255ZM203 186V185H202ZM203 186V188H205ZM216 186V185H215ZM220 186V185H219ZM252 186H254V185H252ZM36 187V186H35ZM248 187V186H247ZM247 187H244V189L246 188L247 189ZM208 188V187H207ZM225 188V187H224ZM248 188H250V187H248ZM252 188V187H251ZM254 188V187H253ZM256 188H257V186H256ZM206 189V188H205ZM259 190H260V188H258ZM15 190H17V189H15ZM22 190V189H21ZM73 190V189H72ZM243 190V189H242ZM255 190H257V189H255ZM14 191V190H13ZM77 191V190H76ZM83 191H82V193H83ZM203 191H204V189H203ZM214 191H215V187H214ZM222 191V190H221ZM244 191V190H243ZM251 191V190H250ZM38 192V191H37ZM74 192V191H73ZM81 191H79V193H80ZM218 192V191H217ZM216 192V193H217ZM254 192V191H253ZM256 192V191H255ZM15 193H18V192H15ZM78 193V192H77ZM213 193V192H212ZM219 193V192H218ZM247 193H249V190H248V192ZM247 193H245V194H247ZM264 193V192H263ZM12 194V193H11ZM213 194H215V193H213ZM254 193H252V195H253ZM256 194H258V192L256 193ZM13 195H15V194H13ZM74 195H76V194H74ZM201 195V194H200ZM241 195H242V193H241ZM12 196V195H11ZM11 196L9 197L10 199H11ZM78 196V195H77ZM203 196H205V195H203ZM254 197H255V194L253 195ZM260 196H262V195H260ZM14 196H12V198H13ZM201 197V198H200ZM242 197H244V196H242ZM15 198V197H14ZM199 200L200 199H203L202 198V196H199V197H197ZM197 198H195V199H197ZM30 199V198H29ZM71 199V198H70ZM76 199V198H75ZM197 199V200H198ZM9 200V199H8ZM15 200V199H14ZM72 200H73V197H72ZM79 200V199H78ZM84 200H85V198H84ZM91 200V199H90ZM197 200H196V202H197ZM244 200H248L247 199V197L245 196V198H244ZM10 201V200H9ZM12 201V200H11ZM83 201V200H82ZM250 201V200H249ZM246 202V201H245ZM245 202H243V203H245ZM82 203V202H81ZM84 203H86L85 201H84ZM200 203V202H199ZM8 204V203H7ZM15 204H16V202H15ZM74 204V203H73ZM78 204H79V202H78ZM87 204V203H86ZM92 204V203H91ZM196 205L198 204V203H195ZM235 204V203H234ZM238 204V203H237ZM240 204V203H239ZM238 204V205H239ZM5 205H6V203H5ZM13 205V204H12ZM18 205H21V202H20V204H18ZM87 205H89V203L87 204ZM94 205V204H93ZM201 205H202V203H201ZM238 205H236L237 207H238ZM242 205V204H241ZM42 206V205H41ZM40 206V207H41ZM95 206V205H94ZM72 207V206H71ZM89 206H87V208H88ZM198 207H199V205H197V209H198ZM202 207V206H201ZM6 208V207H5ZM10 208V207H9ZM92 208V207H91ZM94 208V207H93ZM92 208V209H93ZM75 209V208H74ZM92 209H90V210H92ZM96 209V210H97ZM196 209V210H197ZM203 209V208H202ZM231 209V208H230ZM229 209V210H230ZM13 210V209H12ZM89 210V209H88ZM93 210H95V209H93ZM195 210V211H196ZM5 211V210H4ZM86 211V210H85ZM84 211V212H85ZM0 212H1V210H0ZM92 212V211H91ZM94 212H96V211H94ZM196 212H200V210L198 211H196ZM202 212V211H201ZM200 212V213H201ZM240 212V211H239ZM238 212V214H240ZM3 213V212H2ZM97 213V212H96ZM96 213H94L95 215H96ZM192 213V212H191ZM194 213V212H193ZM193 213H192V218L190 217L189 218V221L191 222L192 220H190V219H193V218H195L194 217V215H193ZM5 214V213H4ZM49 214V213H48ZM87 214V213H86ZM85 214V215H86ZM197 214V213H196ZM235 214V213H234ZM3 215V214H2ZM1 215V216H2ZM6 215V214H5ZM72 215V214H71ZM75 215V214H74ZM198 215V214H197ZM200 215V214H199ZM199 215H198V217H199ZM229 215H230V213H229ZM88 216H90V214L88 215ZM236 216H238V217H240L239 215H236ZM4 217H6V216H4ZM3 217V218H4ZM94 217V216H93ZM6 218H8V217H6ZM6 218H4V219H6ZM10 218V217H9ZM70 218H73V217H71L70 216ZM80 218V217H79ZM88 218V217H87ZM229 218V217H228ZM235 218V217H234ZM3 219V220H4ZM93 219V218H92ZM196 219V218H195ZM194 219V220H195ZM224 220H225V218H223ZM236 219V218H235ZM10 220V219H9ZM66 220V219H65ZM84 220V219H83ZM91 220V219H90ZM223 220V221H224ZM4 221H6V220H4ZM62 221V220H61ZM166 221V220H165ZM164 221V222H165ZM188 221V222H189ZM196 221V220H195ZM222 221V222H223ZM7 222V221H6ZM6 222H4V223H6ZM17 222V221H16ZM93 222H94V220H93ZM177 222V221H176ZM181 222H182V220H181ZM180 222V223H181ZM186 222V221H185ZM194 222V221H193ZM234 222H235V220H234ZM8 223H10L9 221H8ZM5 224V225H8L9 226V224ZM84 223H86L85 221H84ZM166 223V222H165ZM187 223V222H186ZM195 223V222H194ZM193 223V224H194ZM95 224V223H94ZM182 224V223H181ZM189 224H191V223H189ZM189 224H186V225H189ZM192 224V225H193ZM64 225V224H63ZM66 226H67V224H65ZM85 224H82L81 223V221H79L78 219H75V221H74V223H73V227L69 230V231H67L63 236L64 237H66L67 238V251H65L66 253H68L69 254V257H70V259L72 260V262H74V263H79V264H81L82 262H84V261H87V257L84 255V253H85V251L84 252H82L83 250H82V246H83V244H84V239H83V241L81 240V237L84 235V230H83V226H84ZM92 225V224H91ZM90 225V226H91ZM183 225H185V224H183ZM7 226V227H8ZM24 226L26 227V225L24 224ZM173 226V225H172ZM191 225H189L188 227H190ZM227 226H229V225H227ZM24 227V228H25ZM34 227V226H33ZM88 226H86V228H87ZM161 227V226H160ZM175 227V226H174ZM173 227V228H174ZM180 228H181V226H179ZM224 227V226H223ZM262 227H264V196H262V197H255L254 199H252L250 202H248V203H246V206L244 207V214L242 215L241 214V217L240 218H237V220H236V222H235V224H233V225H231V227H229V229H228V242H227V247H226V249L227 250H229V249H231L232 248V246L233 245H235L234 243L238 240V239H240V240H242L241 238H244V237H247V236H249V235H251L252 233L254 234V232L255 231H257L258 229L260 230V228H262ZM15 228V227H14ZM36 228V227H35ZM92 228H94V227H92ZM172 228V227H171ZM172 228V229H173ZM184 228H185V226H184ZM184 228H182V230L184 229ZM3 229V227H1V230ZM5 229H7V230H10L9 228H6V226H5ZM26 229V228H25ZM66 229V228H65ZM89 229V228H88ZM172 229H170L171 231H172ZM5 231V232H8V231ZM15 230V229H14ZM19 230V229H18ZM62 230V229H61ZM67 230V229H66ZM90 230V229H89ZM93 230V229H92ZM96 230V231H97ZM159 230V229H158ZM174 230V229H173ZM177 230V235H178V230H179V228H177L176 229ZM181 230V229H180ZM181 230V232H184L185 230H183L182 231ZM11 231V230H10ZM27 231V230H26ZM100 231H99V234H100ZM160 231H161V229H160ZM3 232V231H2ZM15 232V231H14ZM16 232H17V230H16ZM15 232V233H16ZM40 232V231H39ZM65 232V231H64ZM88 232V231H87ZM162 232V231H161ZM174 232V231H173ZM172 232V233H173ZM176 232V231H175ZM258 232V231H257ZM10 232H8V234L7 233H5V234H7L8 236H10V234H9ZM61 233V232H60ZM86 233V232H85ZM89 233V232H88ZM90 233H91V230H90ZM90 233L88 234V235H90ZM164 233V232H163ZM220 233V232H219ZM224 233V232H223ZM261 233V232H260ZM1 234V233H0ZM59 234V233H58ZM182 234V233H181ZM181 234H179V235H181ZM225 234V233H224ZM224 234H222V236L224 235ZM2 235V234H1ZM101 235V234H100ZM162 235V234H161ZM168 235V234H167ZM178 235V236H179ZM39 236V235H38ZM85 236H87V235H85ZM168 236H170V234L168 235ZM168 236H165V237H168ZM172 236H173V234H172ZM177 236V237H178ZM217 236H219V235H217ZM252 236V235H251ZM4 237V236H3ZM101 238H102V236H100ZM176 237V238H177ZM225 238H226V236H224ZM253 237H254V235H253ZM252 237V238H253ZM256 238H257V236H255ZM11 238V237H10ZM47 238V237H46ZM83 238V237H82ZM86 239H88V238H90V237H85ZM92 238V237H91ZM95 238V237H94ZM93 238V239H94ZM159 238H161V237H159ZM162 238H164V237H162ZM170 238H171V236H170ZM218 238V237H217ZM57 239V238H56ZM85 239V240H86ZM172 239V238H171ZM221 239V238H220ZM262 239H263V237H262ZM11 240V239H10ZM58 240V239H57ZM56 240V241H57ZM66 240V239H65ZM160 240V239H159ZM177 240V239H176ZM222 240H223V238H222ZM239 240V241H240ZM244 240V239H243ZM251 240V239H250ZM253 240V239H252ZM1 241H3V239L1 240ZM7 241V240H6ZM89 241V240H88ZM90 241H92V239L90 240ZM103 241V240H102ZM103 241V242H104ZM175 241V240H174ZM215 241V240H214ZM227 241V240H226ZM255 241V240H254ZM11 242H13V241H11ZM22 242H24V241H22ZM102 242V243H103ZM177 242H178V240H177ZM216 242L219 244V239L218 240H216ZM244 242V241H243ZM248 242V240H246V243ZM14 243H15V241H14ZM58 243V242H57ZM60 243V242H59ZM93 243V242H92ZM92 243H91V245H92ZM102 243H100V244H102ZM159 243H161V242H159ZM159 243H158V246H159ZM168 243V242H167ZM213 243V242H212ZM217 243L215 244V245H217ZM245 243V242H244ZM245 243V244H246ZM257 243V242H256ZM1 244V243H0ZM7 244V243H6ZM10 244H12V243H10ZM15 244H17V243H15ZM20 244V243H19ZM23 244V243H22ZM55 244V243H54ZM63 244V243H62ZM97 244V243H96ZM104 244V243H103ZM162 244V243H161ZM164 244V243H163ZM175 244V243H174ZM224 244V243H223ZM85 245V244H84ZM242 245V244H241ZM244 245V244H243ZM260 245V244H259ZM13 246V245H12ZM22 246V245H21ZM26 246H27V244H26ZM58 246V245H57ZM60 246V245H59ZM65 245L63 244V247H64ZM87 246V245H86ZM94 246V245H93ZM92 246V247H93ZM103 246V245H102ZM221 246H222V244L219 246L220 248H221ZM237 246V245H236ZM235 246V247H236ZM239 246V245H238ZM0 247H2L3 248V246L1 245ZM99 247V246H98ZM100 247H101V245H100ZM107 247V246H106ZM168 247H169V245H168ZM213 247H214V245H213ZM216 247V246H215ZM223 247H225V246H223ZM234 247V246H233ZM245 247V246H244ZM24 248V247H23ZM22 248V249H23ZM90 248V247H89ZM102 248V247H101ZM100 248V249H101ZM159 248H161V246L159 247ZM158 248V249H159ZM219 248V249H220ZM16 249H17V247H16ZM32 249H33V247H32ZM38 249V248H37ZM57 249V248H56ZM63 249V248H62ZM212 249V248H211ZM218 248L216 249V250H219ZM237 249V248H236ZM240 249H241V247H240ZM243 249V248H242ZM241 249V250H242ZM17 250H19V249H17ZM21 250V249H20ZM48 250V249H47ZM58 250H60V249H58ZM63 250H65V249H63ZM62 250V251H63ZM169 250V249H168ZM23 251V250H22ZM36 251V250H35ZM39 251H40V249H39ZM42 251V250H41ZM53 251V250H52ZM100 251V253H101V250H99ZM157 251V250H156ZM159 251V250H158ZM221 250H219V252H220ZM223 251V250H222ZM222 251H221V254L223 255V253H222ZM21 252V251H20ZM90 252H93L94 253V251L93 250H90ZM106 252H108V251H106ZM152 252V251H151ZM166 252H167V249H166ZM214 252H217V251H214ZM257 252V251H256ZM22 254L24 253V252H21ZM20 253V254H21ZM99 253V254H100ZM156 253V252H155ZM161 253V252H160ZM225 253H226V251H225ZM2 254H3V256H4V261H3V263L4 264H17V262H16V256H15V249H14V246L13 247H11V246H8V247H6L5 249H3L2 250ZM17 254V253H16ZM22 254L20 255V257L22 256ZM49 254V253H48ZM58 254V253H57ZM67 254V255H68ZM108 254H109V252H108ZM148 254V253H147ZM220 254V255H221ZM250 254H251V252H250ZM256 254V253H255ZM18 255V254H17ZM24 255V254H23ZM29 255L31 256V254L29 253ZM160 255V254H159ZM158 255V256H159ZM213 255H215V254H213ZM219 255V254H218ZM221 255V256H222ZM253 255V254H252ZM64 256V255H63ZM146 256V255H145ZM152 256H154V254L152 255ZM157 256V255H156ZM256 256V255H255ZM1 257V256H0ZM26 257V256H25ZM24 257V258H25ZM32 257V256H31ZM30 257V258H31ZM35 257H36V255H35ZM42 257V256H41ZM61 257V256H60ZM109 257V256H108ZM215 257V256H214ZM218 257H220V256H217V260L219 259ZM223 257V256H222ZM226 257V256H225ZM228 258H229V256H227ZM251 257V256H250ZM40 258V257H39ZM45 258V257H44ZM48 258V257H47ZM63 257H61V259H62ZM100 258V257H99ZM98 258V259H99ZM142 258H144V256L142 257ZM146 258V257H145ZM224 258V257H223ZM252 258V257H251ZM23 259V258H22ZM91 259V258H90ZM94 259H96V258H94ZM151 259V258H150ZM153 259V258H152ZM221 259L222 258H220V261H221ZM249 259V258H248ZM45 260V259H44ZM42 258L41 259H35V264H51L50 262H52V261H50V259L48 260V259H46V261L48 260V261H50V262H48V263H46V261H44ZM69 260V259H68ZM65 261V263L66 262H69V261ZM92 260V259H91ZM143 260V259H142ZM144 260H146V259H144ZM213 260H215V258L213 259ZM222 260H224V259H222ZM227 260H229V259H227ZM234 260V259H233ZM232 260V261H233ZM19 261V260H18ZM30 261V260H29ZM28 261V262H29ZM33 261V260H32ZM104 261H106L105 260V258H104ZM109 261V260H108ZM148 261V260H147ZM231 261V260H230ZM253 261V260H252ZM31 262V261H30ZM55 262H57V261H55ZM55 262H53V263H55ZM81 262V263H80ZM140 262V261H139ZM142 262V261H141ZM222 262H224V261H222ZM226 262V261H225ZM224 262V263H225ZM250 262V261H249ZM0 263H2V262H0ZM31 263H33V262H31ZM52 263V264H53ZM62 263V262H61ZM113 263V262H112ZM120 263V264H121ZM218 264L219 262H215V264ZM237 263V262H236ZM247 263V262H246ZM19 264V263H18ZM70 264V263H69ZM72 264V263H71ZM84 264V263H83ZM94 264V263H93ZM96 264H99V263H96ZM115 264H118V263H115ZM221 264V263H220ZM226 264V263H225ZM227 264H228V262H227ZM242 264V263H241ZM250 264H253V263H250Z\"/></svg>","mask_w":264,"mask_h":264}]
</instances>
